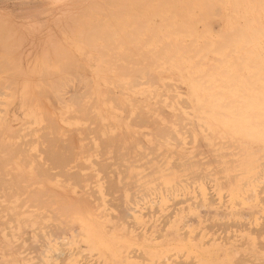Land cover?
Instances as JSON below:
<instances>
[{
  "label": "rangeland",
  "instance_id": "1",
  "mask_svg": "<svg viewBox=\"0 0 264 264\" xmlns=\"http://www.w3.org/2000/svg\"><path fill=\"white\" fill-rule=\"evenodd\" d=\"M32 1L33 0H19L20 4L14 5L13 7L11 5L0 6V9H2L4 12H7L4 15L12 13V15H9V18L12 20V22L9 21V19H7V17H1L0 16V78H2V79H0V82L3 81L6 83V84L4 83L3 87H2L3 84L2 85L0 84V87H2L0 89V103H1L0 104V128H2V130L4 131L1 134V139H0V149H1L0 150V160L2 159V164H3L2 165V169H3L2 170V181H0V183H1L0 184V206L3 208V210H1L2 208H0V261H1L0 264H33V263L34 264H38V263L39 264H48V263L49 264H61V261H60L61 258H62L61 260L63 261V264H82V262H83V264H98V263L99 264H152L154 260H155L154 264H156V263L157 264H161V263L162 264L163 263L164 264H172V261H173L172 259H175L173 262H175L179 259L178 262H175L173 264H176V263L177 264H188V262L189 263L192 262V259H193V257H192L193 244H195L196 242H199V241L201 243H204L205 241L207 242L208 236L213 235V233L210 232L209 229H207L209 227H207L205 229V226H204L206 224L208 225L209 221H211V222H209V224H210L213 222V219H215L214 220L215 224L213 223L215 225V228H216V222L220 221L219 223H221L224 219L227 223H228L229 219L231 220V221H229V223H231L232 220H233V223H235V224H236V222L239 221L238 222L239 225L241 224L240 222H242V224L243 223L247 224V223L256 222L258 225H260L259 223L264 221V209H263V207H264V205H263L264 204V200H263L264 199V191L262 192V190L264 189V185L261 186V181L264 184V155L257 152L254 154V156H252L250 158L251 159L250 169H251V167H254V166H255V168L250 170L251 172H253V171L254 172L251 175H249L248 171H246V166H244V161L246 159L245 154L242 152L243 150L237 146L238 143H234L231 140H228L227 138H222V137L216 138V139L212 138L209 134H207L206 129L204 130V128L206 127L207 121H208L207 120L208 112L204 111V113L202 115L204 117V119H203V118H201L202 116L201 117L197 116L198 110L196 109L197 110L196 111L194 109L196 107L195 103L197 102V100L200 99L201 101H205V103L209 102V104H212V106H214L216 111L219 113V115H220L219 117L223 116L221 118L231 119L232 117H235L237 119L250 120L251 122L264 121V110L259 111L257 108H254V106L252 104V103H256L257 99L260 98V100H258V101L262 102V104L264 105V96H263V94H264V72H263V70H264V29H262L264 27V17H263L264 11L261 12V10L263 9V3H264L261 1H264V0H250V1H248V0H243V1L242 0H238V1L237 0H223V2L221 0H218L219 2L217 0H214L218 4L223 3L221 6H217V7L223 8V9H221V12L219 13V17H221V15H222L223 18L222 17L217 18L218 14L214 13L216 8H213L212 6L209 7L213 0L212 1L211 0L205 1V3L209 4V6H205V9H204L205 4L202 5V2L204 0H201V3H199L202 5L203 8H201V5H199V4L195 5L196 7H197V5H199V7L196 8L194 6L195 2H191L193 0H191V1L189 0L192 3V6L195 7V9L192 8V6L190 7L191 3L190 2L187 3L186 2L187 0H185V3L183 2V0L181 2H179L180 0L178 1V3L180 5L183 2L182 3L183 6L187 3L185 8L182 5L180 6L179 4H178L179 5V7H178L177 2H176L177 0H175V1L171 0L172 2L174 1V3L176 2V4H175L176 6L175 5L174 6H175V9H178V11H175L177 14L179 13L178 15L171 11V8L173 9L174 7L172 6L171 2H170L171 3L170 6H172V7L171 8L168 7L169 2L166 0L168 2V3L165 2V3H167L166 4L167 7L165 5H163L162 8H163V10H164V7L168 8L166 10H169L168 12L173 13V15L167 17V11L165 10L166 11V17L163 16V18L161 17V15H163V14H161V12L159 11L158 8H157L158 10L156 8H154V9L152 8L153 6H157V4H160V3H158V1H161V0H155V1L148 0L150 2H147V0H145L146 2H144V0H135V1H132V2H135L133 4H132L131 0H118L117 3H119V4L116 3L117 0H112V1L96 0V3L100 2L101 4H103V5L99 4V6H98V9L100 8L99 12L101 13V14L98 13L99 14L98 15V22H100L101 20L105 21V22L102 21L103 25L101 24L102 22H100V24H101L100 32H99L101 34L100 37H102L103 34H107L109 36V38L105 37V36H103V37H105V39L107 40L108 45L110 44V48H113L112 47L113 45L116 46V44H118L116 46V48L118 47L117 49H115V47H114L113 51H112V49H110L112 52H115V53L112 54V52L110 50L107 51L105 49V52H107L106 54H105V52L103 53V54H105L104 55L105 59L103 58V56L101 58V55L100 56L97 55L99 63L94 64V67H96V65L98 66L97 69L96 68L95 69H91V68H84L83 69V68H81L80 64L77 61H74L73 58L64 57L65 60L67 58V61H68V63L66 61L67 64L66 63L64 64V61H63L64 58L60 59L61 61L60 60L52 61L51 67L48 69L49 71L48 70L47 71L41 70V72L43 71L42 73L37 72V73H33V75L28 76L27 74L25 75V73L27 72V69H25V65H27L26 64L27 62L25 61L26 53H27V49H28L27 38L33 33V31L36 29V27L40 28L42 25L41 22H34V21H30V20L33 18L34 14L46 15V14L50 13V11H48V10L49 9L52 10L53 8H56L55 11H53L56 14L62 15V16L67 15L69 13V11H71V9L69 10V8H66V6H64V3H67L68 1H72V0H34L33 1V2H35L34 6H32L33 5ZM121 1L123 3H121ZM125 1L127 2L128 5L126 4ZM136 1H137V3H136ZM194 1H196V0H194ZM214 1H213V3L218 5ZM251 1H252V4H251ZM22 2L31 3V4L29 6H27V5L21 4ZM155 2H157V3H155ZM198 2L199 1H197L196 3H198ZM256 2H259V3H257V5H256L255 4ZM43 3L44 4L49 3L51 5L48 6L49 8H47L46 6H42ZM144 3H149V7H147L148 5L146 6ZM237 3H239V4H237ZM248 3H250V4H248ZM61 4H62L61 8L58 7ZM137 4H138V6H140L141 9H143L142 11L137 6ZM235 4H236V7L234 9ZM239 5L242 8H240ZM242 5H244V6H242ZM252 5H253V7H252ZM114 6H115V8H114ZM127 6H129L131 12L129 11V9H127L128 8ZM136 6H137L138 10L135 8L136 10L134 11V7H136ZM121 7L122 8L125 7L123 9V12H124V14L127 13L129 15L127 17H130L129 18L130 20L127 17H124L123 12L121 10L122 9ZM159 7H161V6L159 5ZM180 7L183 8V9L181 8L183 11L179 10ZM208 7H209V10H208ZM244 7H245V9H243ZM249 7H250V9H248ZM255 7L258 10V12H257L258 14L255 12V11H257L256 9H254ZM190 8H192V9H190ZM199 8H201V10L202 9L203 10L198 13V11H196V9L200 10ZM239 8H240V10H239ZM108 9H110L111 12ZM155 9L158 12L157 13L158 17L159 16L161 17V21H159L157 23V25L159 26V29H158V27H156L157 25H156V23H153V21L157 22L158 20H160V17L159 18L156 17L155 20H154V16H152L153 18H151V16L149 17V14L151 13V11L153 13L154 12L153 10H155ZM193 9H194V11H193ZM211 9H213V10L215 9L213 11V13L211 12L212 11ZM231 9L233 11L236 10L235 13L238 14V16L242 15L244 12V14H243L244 16L242 15L241 18H239V20H241V21H238V16L236 14H234V12ZM62 10L65 12H68V13L65 14ZM119 10L121 12H119ZM189 10H191V12L195 13V14L192 13L191 14L192 16L190 15L192 17V19L189 16L190 17L189 19L191 21L190 20H188V21L191 24L188 22H184V21L182 22V20H184V18H186L185 14L183 15V17H184L183 19L179 18V17H182V16H180V14L182 15L183 13H185L184 11H189ZM204 10L211 12L210 16L208 15L209 14L208 12H205L204 13L205 15H203L201 12H203ZM218 10H220V9H218ZM113 11H115V12L118 11L123 16L121 15L118 19V15H120V14H118V15H116L117 13L112 14ZM138 11H140L141 15L144 14V16L141 17V19L143 18L142 19L143 22H141V23H140L141 19H140ZM222 11H224V13ZM102 12H104V13H102ZM108 12H110L112 14V16H108L110 14ZM136 12H138V13H136ZM163 12L164 11H162V13ZM245 12H247V13L245 14ZM197 13H198V17H199V15L200 16L203 15L202 17L208 16L207 19L209 17H215L214 20L220 19L221 21L218 20V22L220 21L221 23L220 22L218 23L216 20L215 21L217 23L215 21L213 22L211 18H210L211 19V21H210V20L205 19L206 17H204V18L199 17L201 19V21H203L204 19L206 20V22L208 21L207 22L208 24L210 22H212L208 26L204 20L203 22L205 23V26L207 27V29H206V27L204 29H202L201 27H202V25L204 27V24H202L199 19H196ZM132 14H134V17L132 16ZM153 14H156V13H153ZM164 14H165V12H164ZM187 14L189 15L190 11H189V13H186V15ZM224 14H227L228 17L227 16H226L227 18L224 17ZM0 15H2V14H0ZM17 15H19V17H15ZM101 15H103V16H101ZM188 15H187V19H188ZM230 15L233 19L230 17ZM261 15H262V17H261ZM257 16H259V17H257ZM131 17H133L134 19H132ZM137 17H139V19H140L139 23L142 24V26H144L143 28L142 27L140 28L139 23H138L139 29L137 27V24H136V27L135 26L133 27V25L135 24L134 22L137 23V21H138ZM147 17H149L153 20L152 21H148V20L145 21V19H147ZM164 17H165V19H164ZM243 17H245V18H243ZM106 18L108 20L109 19H111V20L108 21V20H106ZM176 18H179L178 20L182 19L181 22L183 23V25H181L180 21L177 23L176 21H178V20ZM193 18H194V20L199 21V22L196 23V21H194ZM234 18H235L236 22L234 21ZM14 19H19V20H14ZM124 19H125V21L129 20V22H125ZM151 19H149V20H151ZM243 19H245V21L250 20L252 23H250V21L243 23L244 22ZM254 19H256V20H254ZM132 20H135V21L132 22ZM192 20H193V22H192ZM113 21H115L116 24H114ZM164 21H167L171 25L170 24L168 25V23L166 24V22H164ZM171 21H174L177 24H180V26L179 25L178 26L180 27V29H182L181 31H183V29L187 28L186 32L189 31L188 35L186 34V37H183L184 33L182 34V32L180 30L177 32L175 30V32L178 33V35H179L176 38L177 35H175V32L173 31L174 27L176 26L175 25L176 23H173ZM254 21H256V23ZM119 22L120 23L122 22V24H120ZM130 22H132V23H130ZM262 22H263V24H262ZM104 23H107L108 25L104 24ZM118 23H119V25H118ZM163 23H165L168 26H165ZM109 24H110V26H109ZM127 24H129V26ZM192 24H194L195 26L198 24L197 27L199 25L201 27L199 26L198 27L199 30H198V28L194 27V25L192 26ZM240 24L243 27L242 29H244V30L238 29L239 27H241V26L238 27V25H240ZM260 24H262L263 27ZM115 25H116V28H115ZM147 25L149 27H151L152 29L149 28ZM152 25H155L156 28L154 27L155 29H153ZM185 25L186 26L189 25V27L187 26V27L183 28ZM216 25H217V27H218V25L221 27L220 33L217 30L219 27L216 28ZM236 25H237V27L235 28ZM249 25L251 27L248 28ZM259 25H260V28L257 29L259 32H257L256 30H255L256 33L253 32L252 30H254L256 27L258 28ZM102 26H104L106 28L105 29L103 27V29L106 30L105 33H104V30L101 29ZM190 26H192V27H190ZM210 26L212 28H210ZM132 27L134 29L136 28L137 31L140 30L137 33L140 35L136 36L134 34L135 39L132 38L134 42H132V46H131V43L126 42L127 40L128 41L131 40V38H129V39H123V38L126 37V35H128L130 30H132V32H131L132 35H133V33L137 32V31L133 30ZM162 28H164L163 31L161 30ZM175 28H178V27H175ZM191 28H193V30L195 29L193 32L195 35L192 33L190 34V32L192 30ZM245 28L247 30H249V33L252 31L255 35L256 34L257 35L254 37V34H251V33L249 34ZM23 29H25L29 32L28 33L23 32L22 31ZM208 29H212V31L210 30V32H211L210 35L208 34V32H209V31H207ZM214 29L217 30L218 33L215 34L214 32H216V31ZM234 29H236L235 30L236 32L234 31ZM147 30H149V31H147ZM201 30H205V31H203L204 33H202ZM237 30L238 31L241 30L242 33H243V31H245L247 33V36L245 35L246 33L240 34L241 31H239L237 33ZM168 31H171V32L168 33ZM206 31H207V33H206ZM126 32H128V33H126ZM221 32L223 34H221ZM225 32H226V34H224ZM228 32L232 33V34L234 32V36H235V33H237L236 36L237 37L239 36L238 39H240V40L239 41L236 40L237 39L236 36L231 37V34H229ZM150 33H153L154 36H153V34L151 36ZM212 33L215 35L213 36ZM12 34L15 36L19 35L21 38L14 39ZM110 34H111V36L113 34L114 35L112 37H110ZM146 34L148 36H150V38ZM163 34H166V36H164ZM198 34H199V36H198ZM219 34H221L222 37H220ZM228 34L232 38L233 43L231 42V40H229V39H231L230 37L226 41H225V38H228V37H224V39H223V35L226 36ZM158 35L160 36L159 37L160 40L158 38ZM217 35H219V36H217ZM240 35L243 36L242 39H241L242 36L240 37ZM244 36H245V38H247L246 40H244ZM129 37H132V36L129 35ZM146 37H147V40H146ZM171 37H172V40H171ZM148 38H149V40H148ZM260 38H261V40H260ZM102 39H104V38H102ZM108 39H110V41ZM119 39H120V42L121 41L124 42L128 48H130L132 51H134V54L131 50L130 51L124 50L125 44H120L118 42ZM177 39H179V41H177ZM192 39H194L193 40L194 43L190 44ZM250 39H252V43L255 42L254 43L255 46H256V48H258V50H256L257 55L254 53L255 57H254V54H247L244 51V49H242L243 45L247 42V40L250 41ZM99 40H98V48L100 51V48H101L100 46L106 45V44L105 43L102 44L103 41H105V40H101L100 38H99ZM169 40H171V41H169ZM188 40L189 41L191 40V41L187 43ZM214 40L216 42H213ZM218 40H220L219 43H218ZM223 40H224V42L228 41L227 42L228 44L230 42V44L232 46H234V48L231 45H230L231 46V48H230V46L226 45L227 43H224ZM111 41L114 44H111ZM137 41H139L141 44L143 43L142 46ZM144 41L146 43L148 41V43L145 45ZM154 41H156V42H154ZM203 41L205 43L208 42V43H206L208 45V48L204 45ZM178 42H180V43H178ZM133 43L134 44L136 43L135 46H137V47L141 46V47L134 49L136 47L133 46ZM162 43H164V44H162ZM167 43L168 44L170 43V44L168 45ZM175 43L178 44V46L180 44V46L177 47V45H175ZM186 43L190 44V47L189 46L185 47V45H187ZM202 43L204 45L203 47H201ZM211 43H213V44H211ZM128 44H130V45H128ZM198 44H200V45H198ZM220 44L221 45L224 44V46H226L225 48L223 47L221 49V51L219 50V48L221 47ZM249 44H251V43H249ZM163 45H166L167 47L165 46L164 48H168V49L160 48V49H162V52L157 51V49L160 46L163 47ZM182 45H184V46H182ZM216 45L217 46L219 45V47L215 48V47H217ZM60 46H62V47H60V48H62V49H60V52H64V53L67 52L68 47L66 44H61ZM131 47H134L133 48L134 50ZM176 47H177V49H176ZM198 47H201V48H198ZM81 48H82L81 46L70 47V52L72 53V55H77L81 51ZM178 48H181V49H178ZM184 48H185L186 53H188L189 56H191V54L193 52H196L197 54H195V55L193 54V56H194L193 58L189 57V56L187 57L186 53L184 51ZM188 48H189V51H188ZM192 48L193 49L197 48L198 51H197V49L192 50ZM211 48H212V50H213V48L216 49V51L218 53L212 52ZM64 49H65V51H64ZM190 49H191V51H190ZM121 50H124V52H128L127 56H125V57H127L126 59H128V57H129L128 55H130L131 52H132L131 55L133 54L132 55L133 59L136 56H139L141 59L139 57H136L134 60L135 62H136L137 58L140 59V60L137 59L136 63H134V61L132 60L133 63L135 64V65H132V67H136V69L139 68V70L141 68L140 71L138 70L139 73L144 69L143 74L146 73L148 75L145 74V76H142V78L141 77L138 78L137 72H134L135 76L131 77V79H128V77H124L125 74L123 76V73H122L126 69H122V70H124V71H122L120 69L117 70L118 68H116L114 71L113 68L116 67L114 65V63L115 64L119 63V65L124 66V60H122V59H123V55H125L126 53L125 54L121 53ZM174 50H175V54H174ZM208 50H210V57H209V55H207L208 53L206 54V51H208ZM135 51H137V52L135 53ZM142 51L147 52L146 55H149V57L147 56L148 58H145V60H143V61H141V60H142V57H144L145 55L142 53ZM155 51H157L156 55L153 56V53L155 54ZM182 51L184 52V54ZM119 52L123 55H121ZM151 52H153V53L151 54ZM99 53H101V51ZM138 53H141V55H138ZM162 53L164 54L166 59ZM204 53H205V55H202ZM142 54H143V56H142ZM172 54L174 56L173 59L171 58ZM157 55L162 56L161 58H160V56H158L161 60L157 58ZM168 55H169V57H168ZM180 55H182V56H180ZM223 55L228 56V60H227L228 63H223V62L220 63L219 61H216L217 59L221 60ZM113 56L114 57L118 56L119 58H120V56H122V58L118 59V57L114 58ZM108 57H109V59H108ZM153 57H155V58H153ZM163 57L165 60H163ZM211 57H215L217 59L211 58ZM150 58L153 59L154 63L152 61L151 64H149V66L151 65L150 67L148 66V68L150 69V71H149L146 67L145 61L148 60L150 62ZM169 58H171L176 63H179V65L175 64L176 65L175 66L174 62H172V60H170ZM247 58H249V59H247ZM107 59H108V62H107ZM129 59L126 60L129 63L125 61L126 66L128 67V70H130L132 68L129 66V64H131V61H130L131 59L130 60ZM177 59H179V61H177ZM211 59H213V60L215 59V61H213ZM232 59H233V61H232ZM234 59H235V61H234ZM251 59H254L255 61L254 60L251 61ZM100 60L102 62H100ZM194 60H196V61L198 60V62L195 61V64L197 63V66L196 65L194 66ZM242 60H244V61H242ZM71 61H72V64H71ZM109 61H111V62H109ZM148 61H147V63H148ZM206 61H207V63H206ZM62 62H63V64H62L63 67L60 68L61 66H59V65ZM217 62H219V64ZM234 62H237V63L234 64ZM138 63L142 64V65L139 66ZM211 63H213L215 68L217 67V69H216L217 73L211 72V71L215 70V69L213 70V67H214L213 65L212 66L208 65ZM256 63H258V64H256ZM73 64H75V65H73ZM206 64L208 66H206ZM236 64H238L239 66ZM66 65H68V66H66ZM70 65L72 68L70 67ZM89 65H91V63ZM192 65L195 68H192L193 67ZM248 65H250L253 68L249 67ZM260 65H262V67ZM142 66H143V68H142ZM155 66H157V67L154 68ZM179 66H181V67L179 68ZM16 67H18V69ZM117 67H119V66H117ZM129 67H130V69H129ZM238 67L241 69L238 70ZM259 67L263 68V70H261ZM121 68H123V67H121ZM234 69H237V72ZM18 70H20V71H18ZM62 70H63V72H66L69 75L62 73ZM128 70L126 71V72H128L127 73L128 75H126V76H129L130 72L133 74L132 70H130V71H128ZM145 70H146V72H145ZM147 70L149 72H147ZM151 70H153V71H151ZM205 70L208 72H206ZM120 71H122V72L120 73ZM220 71H221V73H220ZM16 72H18L17 73L18 75L16 74ZM68 72H70V73H68ZM114 72H116V73H114ZM118 72H119V74H117ZM204 72H205V74H204ZM49 73L50 74L54 73L53 75H56V74H58V75L53 76V75H50ZM139 73H138V75H139ZM180 73H182V75ZM13 74H14L15 78H14ZM42 74L43 75L45 74L42 78H44L46 80L44 82L45 83L47 82L46 84H48V85L43 84L44 82L42 83V81L44 80V79L42 80V78H41ZM48 74L50 76H48ZM79 74H80V76H79ZM143 74H141V75H143ZM151 74L157 76L156 81H157L158 86H156V82H155V84L152 83V85L150 86L149 83L153 82L155 80L154 77H156V76H151ZM167 74H171V75H168L169 78L167 77ZM190 74L192 75V77L195 78V79H193V81L191 80L192 77ZM201 74L204 76L200 77ZM253 74H255V75H253ZM108 75L111 77H109ZM120 75H122L123 77ZM133 75H130V76H133ZM165 75H166V77H165ZM243 75H244V77H243ZM58 76H60V77L58 78ZM66 76L68 78H70V80L72 79L71 85H70L71 81L68 82L69 79H67ZM71 76L72 77L74 76V78H72ZM130 76H129V78H130ZM147 76H148V78H147L148 80H151L149 78H152V77L154 78V80L152 78L153 81L152 80L147 81L146 80ZM195 76H197V77H195ZM245 76L246 77L249 76V77L246 78ZM12 77L14 79H12ZM55 77H57V78H55ZM135 77H137V78H135ZM144 77H145V80L147 83H145V81H143ZM172 77H175V79L173 80ZM5 78H7V79H5ZM107 78H108V80H107ZM56 79H57V81H56ZM58 79H61V80L59 81ZM132 79L138 80L139 85L138 84H137L138 86L132 85L134 83L131 82L130 85L128 84L130 86L129 87L127 85V82L129 83L130 82L129 80H132ZM202 79L207 80V81L203 82ZM64 80H66L67 83L64 82ZM136 80H134L135 83L138 82ZM189 80H190V82H189ZM246 80H247V82H245ZM254 80H256V81H254ZM7 81L9 83L12 82L15 85L14 86H12L13 84L7 85V83H8ZM51 81H53L55 83V87L51 85V83H52ZM62 81L64 82L63 84H62ZM142 81L144 82L145 85L143 84ZM191 81L193 83H191ZM195 81L198 83V85ZM248 81H250V82H248ZM251 81H252V83H251ZM202 82H203V85L207 86L208 88L205 87L203 89V87H202L203 85H201ZM54 83H52V84L54 85ZM86 83L88 84V87H86L87 86ZM167 83L171 87H168L169 85ZM171 83H173V84H171ZM211 83H213V84H211ZM253 83H254V85H251ZM66 84H68V85L66 86ZM178 84L180 87L176 86V88H175L174 85H178ZM216 84H218V85H216ZM63 85H65V87ZM165 85H168V86H165ZM60 86H61V88H60ZM132 86H134V87H132ZM13 87H15V90ZM34 88H35V90H34ZM54 88H55V90L58 89L57 91L59 92L58 93L59 96L57 94V91L55 92ZM63 88L66 90H63ZM177 88H179V89H177ZM40 89H42V90H40ZM72 89H74V90H72ZM128 89L131 91H129ZM59 90H61V91H59ZM71 91H74V92L71 93ZM85 91L86 92L89 91L91 93L88 95ZM40 92L42 93V95ZM43 92L45 93V95L43 94ZM62 92L64 94H62ZM68 93H70V94H68ZM74 93H75V95H74ZM84 93H86V94H84ZM217 93L219 94V96ZM223 93L225 94V96L221 95ZM243 93H244V95H243ZM36 94H37V96H36ZM55 94H57V95H55ZM161 94L162 95L164 94V95L159 98V96ZM174 94H175V96H173ZM213 94H215V95H213ZM80 95L82 96V98L80 97ZM86 95H88V97H84ZM152 95H153V97H151ZM170 95L173 96V98L171 97L172 99H170ZM69 96L71 98H69ZM74 96H76V97H74ZM61 97H62V99H61ZM113 97H114V102H113ZM106 98L108 99V101ZM181 98L182 99L184 98V101H183L184 103H182ZM223 98H225V99H223ZM66 99L68 102H66ZM72 99H74V100H72ZM80 99H82V100H80ZM111 99H112L113 103L111 102ZM159 99H160V102H159ZM31 101H32V103H31ZM178 101H179V104H178ZM226 101H228L226 105H228L227 107H229V108L224 107V104L226 103ZM70 102L73 103V105ZM230 102H232V103H230ZM81 103L84 106H81ZM74 104H75L76 108H75ZM180 104H182V106H184V104L185 105L187 104L186 106H188V107L185 108L186 107L185 106L183 108L180 106ZM38 105H39V107H38ZM89 105H91V106H89ZM112 105L114 107H112ZM46 106L48 108V114L46 113L47 112ZM87 106L89 109L86 108ZM157 106L159 107V110L161 109V110L165 111L167 116H164L165 112L158 111ZM233 106H236V107H233ZM52 107H54V108H52ZM81 107H83V108H81ZM118 107H120V108L118 109ZM138 108H139V110H138ZM85 109L87 111H85ZM204 110H208V108L207 109L205 108ZM81 111H83V112H81ZM137 111L139 114L137 113ZM141 113L145 114L144 116H147L148 114H150V117L144 118V116ZM188 113H190V114H188ZM250 113L252 114L250 116H252L253 118L248 117ZM42 114H43V116H42ZM134 114L138 116V117L136 116L138 120L136 119ZM247 114H248V116H247ZM83 115L84 116L87 115V116L83 117ZM126 115H128V116H126ZM141 115L143 118L141 117ZM49 116H50V118H49ZM125 116H126V118H125ZM132 116L135 117V118L133 117L135 120L132 118L131 123L133 121H135L136 126L134 124L132 126L130 125V119ZM177 116H179V117H177ZM43 117H45V118H43ZM67 117H69V118H67ZM87 117H88L89 122L86 119ZM180 117L182 120L180 119ZM46 118H47V120H46L47 122L44 121ZM81 118H82V120H81ZM139 118H140V120L142 119L143 122L142 121L136 122V121H139ZM167 118L169 119L168 122L166 121ZM175 118H176V120H177V118H178V120L179 119L181 120L182 126L176 125L177 123L174 120ZM154 119L156 120V123L154 122L156 124V126L153 122H151L153 125V127H151L150 121H153ZM178 120H177V122H178ZM187 120H189L190 123H188ZM49 121H51V123ZM147 121H149V123H148L149 125L147 124L148 126L146 125ZM201 121L203 123H201ZM183 122H184V124H183ZM94 123H96V125ZM109 123H110V125H109ZM139 123H143L144 126H142L140 124V127H137V125ZM192 123H194V125H195L194 127H193ZM53 124L56 126V129H54L55 127L53 126ZM178 124H180V122ZM105 125H106V128H105ZM112 125H113V127H112ZM158 126L159 127L165 126L164 128H166V129L161 127V130H162L161 131V130H159V128H157ZM154 127H156V130H158V132L160 131L161 134L164 130V133L162 135H159V136L152 134L151 132H154V131H155V134L158 133V132H156V130H154V131L151 130V128L154 129ZM98 128H99V130H98ZM179 128H181L180 131L179 130L177 131L176 129H179ZM186 128H187V130L189 129L188 134L191 132L190 133L191 134V138H190L191 143L188 142V144L187 143L185 144V142L187 140L189 141V138L186 137V135H188V134L186 132L183 133V131H187ZM19 129H20V131H19ZM43 129H45V131ZM73 129H74V131H73ZM255 129H257V128H255ZM46 130H48V131H46ZM170 131H173L172 133H174L173 135L176 137L175 139H177V140H175V139L174 140L171 139L172 141L169 140V138L170 137L172 138V136H173ZM42 132H44V135ZM48 132L50 134H48ZM116 132L118 135L117 136L115 135L116 136L115 137L114 134ZM179 132H181L182 135ZM68 133H70V134H68ZM122 133H123V135H122ZM145 133H147V134L150 133V134L147 135ZM166 133H167V135L170 134V137L168 135V138H166L167 136L164 135ZM38 134H40V135H38ZM140 134L143 135V137ZM151 134L153 135L154 139L151 136ZM190 134H189V137H190ZM44 136H45V138H44ZM56 136L59 138L57 139ZM39 137H41V138L39 139ZM60 137L62 138V140H59V139H61ZM96 137L98 139L101 138V140H99V142H98V139ZM113 137H115V139ZM133 137H137L138 139L134 138V140H135V142H134ZM111 138H112V140H111ZM162 138H164L165 140ZM197 138H199V139H197ZM113 139H114V141H113ZM118 139H120V141ZM155 139H157V140H155ZM68 140H70L69 143H68ZM105 140H106V142H105ZM167 140H169V141H167ZM21 141H23V142H21ZM107 141H109V142H107ZM132 141L134 143L139 142V141L140 142L138 143L139 145L138 144L136 145V144H133ZM176 141H179V144H177L178 142L176 143ZM196 141L198 144H196ZM27 142H30V143L28 144ZM64 143H65V145H64ZM66 143H68V144H66ZM108 143L110 144V146ZM140 143L141 144L143 143L144 145H141ZM174 143L178 146H176ZM30 144H32V145H30ZM47 144H49V147L47 146ZM52 144H54V146ZM102 144H103V146H102ZM115 144H116V146L120 144L119 145L120 148L116 149ZM154 144H156V146H154ZM202 144L204 147L202 146ZM70 145L72 148H70ZM196 145H197V147H196ZM56 146H57V148H56ZM61 146H62V148H60ZM119 146H117V147H119ZM125 146H127V147L131 146V147H129L128 149L126 147V149H125L124 148ZM141 146H143V147L146 146V147H144L145 149L147 147H148V149L151 148V149H153V152L151 149H149V150H151V152H149V153H148V151H149L148 149H146V150L144 149V152H143V150H142L143 147L141 148ZM153 146L155 149L153 148ZM200 146H201V148H200ZM19 147H20V149H19ZM104 147H105V149H103ZM232 148H233V150H232ZM24 149H25V151H24ZM71 149L73 150V152ZM112 149L114 152V153L112 152L113 155H111ZM195 149L200 150V152L199 151L196 152ZM207 149H208V151H207ZM99 150H101V151H99ZM118 150H119L118 153L124 152V154L122 153L124 156H125V152L127 151L126 157L128 159L126 157H124L123 155H121V153L119 155L117 153ZM161 150H164V151L161 152ZM36 151H38V153ZM54 151H56V152H54ZM62 151H63V153L64 152L65 153L64 154L61 153ZM141 151H142V153H141ZM158 151L161 153V155ZM45 152H47V155ZM57 152H59L58 157H57ZM157 152L159 154L157 155V158L155 161L156 156L154 154H156ZM198 152H199V154H198ZM225 152H226V155L224 154ZM55 153H56V156H55ZM60 153L62 154L61 158L63 159V161L60 159V155H61ZM138 153H140L141 156L143 155V157L138 158L139 157ZM145 153H148V154H145ZM195 153H197L198 155H195V157H194ZM233 153H235V154H233ZM34 154H35V156H34ZM51 154L54 156V158L52 156L53 159H51ZM102 154H103V156H102ZM67 155H69L71 157L69 159L70 161L68 160L69 156L67 157ZM150 155H151V157L153 156L154 158H151ZM166 155L169 157H166ZM180 155H182L181 158H180ZM192 155H193V157H192ZM223 155H225V156H223ZM121 156H122V158H121ZM133 156H135V157H133ZM175 156L177 159L176 158L174 159ZM211 156H212V159H211ZM9 157H10V159H9ZM23 157H24V159H23ZM63 157H65L66 160H68V161L64 162ZM109 157H110V159H109ZM115 157H117V158L115 159ZM118 157L123 159V160H121V159L119 160ZM132 157H133V159H132ZM149 157L151 160L148 159ZM134 158H137L138 160L136 159L137 161L135 160V162H132V161H134ZM159 158H160V161H159ZM186 158H187L186 162L187 161L188 162L184 163ZM207 158H208V160H207ZM139 159H141V160H139ZM147 159H148V161H146ZM172 159L174 161L177 160L175 162H177L176 165H177V167L179 166V168L175 169L176 165H174L175 162H172ZM94 160L95 161L97 160V161L95 162ZM157 160L159 161L158 163H157ZM194 160L196 162V164L194 163L195 165L193 164ZM196 160L201 164H202V161L204 163L202 165L199 164L200 167H197V169H196V166H198V162ZM56 161L61 162L60 163L61 166L56 164V166H60V167L55 168L56 167L55 163H58ZM98 161L100 163H98ZM121 161H122V163H121ZM150 161H151V163H150ZM190 161H191V164L193 166L189 164ZM208 161H210V162L212 161L211 164L207 163ZM62 162L66 163V166L63 163V165H64L63 168H62ZM67 162H69V163H67ZM106 162L107 163L109 162L110 164L108 163V165H106ZM141 162H144L145 164L141 163ZM162 162H164V163H162ZM120 163L123 164V167L121 166ZM138 163L141 166H139ZM148 163H150V164H148ZM160 163L162 165L158 166ZM172 163H174V164H172ZM178 163H179V165H178ZM182 163L184 166L182 165ZM205 163H207V164H205ZM47 164H50V165L47 166ZM51 164H53L54 166ZM99 164L101 167L99 166ZM103 164H105L106 167L109 166L110 168L107 167L108 168L107 169ZM113 164H115V165H113ZM187 164H189V168H185V166ZM124 165L125 166L127 165L126 169H124L125 168ZM130 165L131 166L133 165V167H130ZM154 165L156 166V168ZM170 165H173L174 168H172V166H170ZM143 166H144V168H143ZM212 166H214V167L212 168ZM51 167L54 169H52ZM81 167H83V168H81ZM118 167H120V168L118 169ZM167 167H170V168H167ZM183 167H184V170L182 171ZM187 167H188V165H187ZM50 168L52 170H50ZM61 168L64 170L63 173L64 174L66 173L65 174L66 179H67V180L65 179L66 181L63 180L64 178H62L61 173H60V176L58 174L59 172L62 171V170L59 171ZM97 168H98V170H97ZM99 168H101L100 172H99V170H100ZM103 168H104V172H105V170L107 171L106 172V178L107 179L104 178L105 174L103 176V178L106 180L101 179V177H100V175L103 174ZM142 168L145 170H143ZM152 168L155 170H153ZM210 168H212V169H210ZM217 168L218 169L220 168V170H219L220 172L217 171ZM111 169H113L112 170V171H114L113 173H112V171H110ZM121 169L122 170L124 169L126 172L124 170L122 172ZM150 169H152L153 173L150 172L151 171ZM163 169H165V170H163ZM186 169L187 170L192 169V173L193 172L194 173L191 175L190 174L191 172L189 170H188V172H190V173H188V172L186 173V171H187ZM194 169H196V170H194ZM5 170L7 171V174H6ZM208 170H210V171H208ZM76 171L77 172L79 171L78 174ZM154 171H156V172H154ZM214 171H215V173H214ZM0 172H1V169H0ZM47 172H48V174H51V175L48 176V174H46ZM69 172H70V174H72V173H74V174L68 175ZM147 172H148V174H147ZM197 172L200 175L202 174V176L204 175L203 178L200 175H199L200 177L198 176L199 179H197V176L194 177V175H196ZM212 172H213V174H212ZM63 173H62V175H63ZM144 173H145V175H144ZM167 173L168 174L171 173V174L168 175ZM52 174H53V177H51ZM124 174H125V176H124ZM182 174H183V176H182ZM0 175H1V173H0ZM77 175H79L80 177H78ZM142 175H144V176H142ZM161 175H163V176H161ZM12 176H13V179H12ZM72 176H74L73 179H72ZM187 176L190 177V180L185 179L182 181V179H184V177L188 178ZM217 176H219L218 177L219 179L216 178ZM63 177H65V176L63 175ZM67 177L71 178V181L73 180L72 182L77 183V185L73 184ZM156 177H158V178H156ZM204 177H206V180ZM220 177H222V178H220ZM228 178H232V181H231L232 183L227 181ZM14 179L17 181H15ZM76 179H78L80 182L78 183V181ZM108 179H110V181ZM191 179H193L192 183L188 184V182H191ZM119 180H122V181H119ZM93 181H94V183H93ZM150 181H152V182H150ZM223 181H225V182L227 181L228 184H227V182H226V184H225V182L223 183ZM103 182L104 183L106 182V183L104 184ZM109 182H111V183L109 184ZM122 182H124V184ZM157 182L159 184L161 182V184L158 185V189L156 188L157 186H155ZM174 182H176V184L178 183L180 185V187H179V185H176ZM154 183H155V185H154ZM197 183H198V185H197ZM78 184L80 185L79 186L80 188L78 187ZM88 184L90 187L88 186ZM111 184L113 187L111 186ZM121 184H122V188H121V186L119 187V185H121ZM219 184H220V187L222 185L223 188H220ZM258 184L263 188L259 189ZM125 185H127V188ZM171 185H172V187H171ZM188 185H190L189 188H188ZM253 185L254 186L258 185V187H255V189H254ZM130 186H132V187H130ZM208 186H209V188H208ZM224 186H226V187L224 188ZM117 187H119V188H117ZM128 187H129V190L131 189L130 191H128ZM150 187H151V189H150ZM154 187L156 189H154ZM193 187H195V188H193ZM106 188L108 190L107 191L108 194L107 193L102 194L105 192H101V190L105 191ZM142 188H143V190H142L143 192L141 191ZM176 188H177V190H176ZM231 188H234V190L236 192V196L231 195ZM249 188L252 192L249 190ZM193 189H195V190H193ZM196 189L198 192L196 191ZM4 190H5V192H4ZM93 190L95 192L93 195L96 197L98 195L99 199L94 198V196H92V197L90 196L91 195L90 192L92 191V193H93ZM109 190H110V192H109ZM161 190L163 191V195H162ZM245 190L251 192L250 196H248L250 192L247 193ZM111 191H113L112 194H111ZM137 191H138V193H137ZM145 191H146V193H145ZM171 191H173V192H171ZM257 191L259 192V194ZM87 192L90 193V194H88V196H87ZM130 192H132L131 193L132 197H130V199H129ZM141 192L144 195H142ZM157 192H158V194H157ZM206 192H208V194L210 193L209 196L213 195V196H211V198H213V200L215 199V201H212L213 202V203L211 202L212 204L209 202L208 197H207L208 194ZM37 193H39V194H37ZM185 193H187V194H185ZM194 193L196 194V196L198 194V196L196 197ZM205 193L207 195H205ZM254 193H256L257 197H258V200H257L258 207H255V202H253V200L250 199V198H252L251 195ZM12 194H13V196L11 197ZM145 194H147L148 196ZM168 194H169V196H168ZM179 194H180L181 198L179 197ZM188 194H190V196H189V198H186ZM246 194H247V197H246ZM5 195H7V196H5ZM27 195L28 196L30 195V196L26 198ZM32 195L34 196V198H32L33 197ZM38 195H39V198H41L40 200L37 197ZM50 195L53 197L51 198ZM119 195H120V197H119ZM165 195L168 196L169 198L165 197ZM238 195H239V197H238ZM110 196H113V197H111V199H110ZM143 196H145V197H143ZM157 196H158V198H157ZM219 196H221L222 198H220ZM7 197H9V198H7ZM58 197L61 199L59 200ZM83 197H85L84 198L85 200L83 199V201H82ZM141 197L143 198L142 199L143 203L139 200V199H141ZM183 197L186 198V201L184 198V203H183V201H181ZM242 197L243 198L246 197L248 201L244 202L243 200L245 198L243 199ZM261 197H263V199H262L263 203L260 201ZM35 198H36V201H35ZM76 198H77V202L78 201L81 202L82 208L80 206V202L79 203L76 202V200H75ZM154 198H155V200H154ZM206 198L208 201H206ZM211 198L209 197L210 201L212 200ZM259 198H260V200H259ZM23 199L25 200L24 202H23ZM32 199L34 200L33 203H31L32 201H30ZM37 199L39 201H37ZM43 199H44V202H43ZM50 199H52V200H50ZM119 199H121L120 201H123V202H119ZM175 199H176V201H179L181 199L180 203L181 202L182 203L175 205V203H177V202H175ZM198 199H200V200L197 201ZM238 199H239V202L237 201ZM57 200L60 201V204H62L61 206H59L60 204ZM97 200L101 201V202L99 203ZM136 200H138L137 204H136ZM171 200L174 202V204H172L173 202L169 203V201H171ZM40 201H42V202H40ZM47 201H51L54 204H52V203L50 204V202L48 203ZM105 201L110 202L109 204H115V205H110L111 207H109L108 202L106 204ZM131 201L134 203H132ZM190 201L191 202L193 201L194 203L192 204ZM220 201L221 202L223 201L222 205H221ZM234 201H237L239 204L238 203H236L238 205L233 204ZM20 202L23 204H21ZM36 202L39 204H34ZM65 202H66V204L69 203V205H66ZM84 202H85V204L87 203L86 204L87 206H84L85 205ZM189 202L192 205H190ZM40 203L42 206L40 205ZM42 203L43 204L46 203V204L43 205ZM70 203H73V205L71 206ZM91 203H93L92 205L97 206L96 207L97 209L95 208L96 210H94V208H93L95 206H90ZM139 203L142 204L143 207L141 205L140 206L144 209H142L141 207L138 208ZM207 203H209V204H207ZM247 203H249V204H247ZM18 204L20 205V207L21 206L22 207L19 208ZM31 204L32 205L34 204V206L31 207L32 206ZM154 204L156 206H153ZM170 204H171V206H170ZM200 204H201V206H200ZM172 205H174V206H172ZM74 206L76 207V210H75ZM118 206L120 208H122V207H125V208H122V210H121V209H119ZM146 206L148 207V211H150L149 213H148L147 209L145 208ZM197 206L198 207L200 206V209ZM218 206H220V207L218 208ZM45 207H46V209L48 207V209L45 210L44 209ZM56 207H58V208H56ZM62 207L64 208V210ZM68 207H70V208H68ZM115 207H117L118 209ZM126 207H127V209L129 208L130 210L129 211L127 210V212H125V213H127L126 217H124L125 219L119 218V219H122V222H121V220L117 219V217H120L122 214H124V215H122L121 217L125 216L124 210H126ZM132 207H133V209H132ZM154 207H157V208L155 209ZM172 207H176V210H172L171 209ZM178 207H179V211H178ZM184 207H186V209H184ZM202 207H203V209H202ZM79 208L81 210L83 209L82 210L83 212H81V210ZM153 208L155 211L156 210L157 211L154 212ZM206 208L209 210L207 211ZM70 209L75 210V212L76 213L78 212V214L75 213V215H74L73 210L71 211L72 214L69 213ZM44 210L46 211L45 213H44ZM57 210H59V211H57ZM134 210H136L135 213H134ZM152 210L154 213L151 212ZM169 210L171 212L173 211V213H171ZM199 210H204V211H199ZM210 210H213V211L210 212ZM255 210H257V211L255 212ZM56 211L57 212L67 211L68 213L66 212V214L69 217H67V215H65L63 213L65 219H62L63 214L62 215H60L61 213L53 214ZM79 211L82 213V215L80 214ZM120 211L122 213H120ZM144 211L147 212L148 216L146 214L143 215ZM217 211H218V213H217ZM222 211L225 214H223ZM235 211H237L236 212L237 214L236 213H235V215L232 214ZM239 211L242 212L243 214L240 213ZM243 211L244 212L246 211L245 213H247V215L249 214V212L251 214L246 216ZM15 212H17V213L20 212V214H17ZM21 212H23V213H21ZM50 212H51V214H50ZM117 212H119V213L117 214ZM137 212H139V213H137ZM168 212H170V214H171V215H169V216H171L170 219L168 218L169 216L167 218L163 217L164 215L166 217L167 216L166 214ZM203 212L205 214H204L203 219H202V213ZM226 212H228V215L226 214ZM140 213H142V214H140ZM152 213H153V216H152ZM219 213H221L220 218H219L220 220L218 219ZM43 214L45 217H42ZM58 214H59V216H58ZM109 214H111L112 217L115 216V219L112 218L111 215L109 216ZM207 214H210V218H208L209 216ZM51 215L52 216L54 215V217L51 218L52 217ZM160 215H162V216L158 217ZM183 215H186V217H189V215H190V217L191 216L195 217L196 220L194 222H196V226H195V223H193V222H187L189 224L184 223L183 227L182 228L180 227L181 229L179 231V237H177L176 240H173L172 243H169L170 240L167 239V237L164 238L163 235L165 234L166 230L168 228H170L171 222H174L177 219V217H180V216L184 217ZM239 215H241V216H239ZM7 216H8V219H7ZM9 216L11 217V219H9L10 218ZM40 216L42 218H39ZM127 216H128V218H127ZM211 216H212V218H211ZM223 216H224V219H222ZM232 216H233V218H232ZM244 216H246V217H244ZM56 218H57V220H56ZM131 218L133 220H131ZM162 218H164V220H167V222L163 221L164 222L163 226H162L161 221H160ZM205 218H208L209 220L207 221V219L205 220ZM83 219L93 221L94 224H96V227H100V225L102 223H106V225L108 226L107 235H105V237L103 236V234H101V232H99V231H102L101 229H98V231H93L95 233L94 234V236H95V245L94 246L86 245L84 243L85 238H86L85 237V231L86 230L83 227ZM51 220H53V221H51ZM60 220H63V221H60ZM123 220L125 222L127 221L126 223H128V224L131 221V224L133 226L131 224L126 226L127 224H125ZM2 221H4V223H2ZM65 221H67V222L65 223ZM226 222H225V224H226ZM51 224H53L54 226ZM117 224H119V225L117 226ZM222 224L224 225V221ZM237 224H236V226L238 227ZM261 224H263L262 226L264 228V222ZM45 225L47 226V228ZM148 225H149V227L146 228ZM187 225H189V227ZM223 225H221V226L223 227ZM35 226H38V227H35ZM221 226L219 224L218 227L220 228ZM225 226H227V225H225ZM233 226H231V227L228 226V229L226 228V230L223 229V230H225L224 235L230 234V233H231L230 235L237 234L238 228L236 226H234L236 229V231H234ZM262 226L260 225V227H262ZM52 227H54V228H52ZM62 227H63L65 232L67 231L66 233H64V231L59 230V229H62ZM160 227H162V228H160ZM222 227H221V231H222ZM70 228H71V230H69ZM215 228H213V229H215ZM57 229H58L57 233L62 232L61 236H60V233L57 234V233L53 232V231H56ZM159 229H163V230L159 231ZM184 229L186 232L184 231ZM145 231H146V233H145ZM183 231H184V233H182ZM221 231L219 230L216 234H219L220 236H222L223 232H221ZM46 232H47L48 236L46 235ZM77 232H79L78 234H80V233L81 234L77 236L76 235ZM49 233L50 234L53 233V234H51V236H50ZM185 233H187V234H185ZM193 233L195 235L197 233H200L201 236H205L207 238H202V240L194 239ZM39 234L41 235V237L42 236L43 237L38 238ZM63 234H65V235L63 236ZM156 234L159 238H157L155 236ZM54 235H56V236L59 235L57 237V240L55 238L56 236H54ZM160 235H162V236H160ZM53 236H54V238H53ZM184 237H185V239H184ZM256 237H257V241L262 240L264 238L263 234L260 235V233ZM25 238H26V240L27 239L28 240L26 241ZM50 239H52L53 241ZM58 239H59V241H58ZM56 241H57V243H56ZM60 241H61V243H60ZM11 242H13V243H11ZM19 242H21V244ZM64 242L65 243L70 242V243L68 245L66 243V245H65ZM39 243H41V244H39ZM17 244H19V246ZM35 244H37V245H35ZM59 244H61V245H59ZM43 245H45V247H43ZM11 246H12V248H11ZM26 246L29 247L30 249H27ZM60 246H62L61 250L59 249ZM17 248L19 251L17 250ZM31 248H33V249H31ZM35 248L37 249V251ZM57 248L59 250L60 255L57 253L58 252ZM64 248H66V249H64ZM4 249H6V250H4ZM12 249H13V251H12ZM62 249H64V250H62ZM68 249H70V250H68ZM131 249H132V251H130ZM2 250H3V254H2ZM40 250H41V252H40ZM60 251H61V253H60ZM5 252L6 253L8 252V255ZM65 252H66V254H65ZM258 252H259L258 254H259L260 258H264V250L260 249V250H258ZM27 253H29V254H27ZM35 253L37 254V256H35L36 255ZM54 253H56L57 257L54 256L55 255ZM68 253H70L71 255L69 256ZM72 253H73V255H72ZM131 253L135 254V255H132ZM81 254H84V255L81 256ZM137 254L138 255L141 254L142 257L144 256V258H142L143 260L142 259L140 260L139 258L137 259V257H136V256H138ZM23 255H25V256H23ZM42 255H43V257H42ZM169 255L170 256L172 255V256L168 257V260H165L167 258V256H169ZM176 255H179L180 257L178 258V256H176ZM53 256L56 258H53ZM130 256H132V257H130ZM165 256H166V258H165ZM22 257H23V259H22ZM50 257L53 259V261L51 260ZM145 257L147 260L145 259ZM163 257L165 259H162ZM27 258H28V261H27ZM63 258H65V259H63ZM9 259H10V261H8ZM38 259L40 262L37 261ZM50 260L52 263L49 262ZM121 260H122V262H121ZM161 260L165 261V262H161ZM5 261H6V263H5ZM36 261H37V263H36ZM86 261H88V262H86ZM159 261L161 263H159ZM186 261H187V263H185ZM259 261H261V260H257L256 263L257 262L261 263ZM212 264H217V262H214Z\"/></svg>",
  "mask_w": 264,
  "mask_h": 264
},
{
  "label": "bare ground",
  "instance_id": "2",
  "mask_svg": "<svg viewBox=\"0 0 264 264\" xmlns=\"http://www.w3.org/2000/svg\"><path fill=\"white\" fill-rule=\"evenodd\" d=\"M95 1H96V0H95ZM95 1H94V2H95ZM108 1H112V0H108ZM132 1H135V0H131V2H132ZM152 1H155V0H152ZM167 1L169 2V4H168L169 6H168V7H170V8H171L172 6L174 7L173 9L171 8V11H172L173 13L177 14L175 11H178V9H175V6H176L175 4H176V2H177V6L179 7V5H180V4L178 3L179 0H177L175 3H174L175 0H174L173 2H172L171 0H167ZM167 1H166V0H163V1H162V0H161V1H158V3H160V4H157V6H153V5H152V6H153V7H152L153 9H154V8H156V9L158 8L159 11L161 12V14H163V15H161L162 18H163V16L166 17V11H167V17L173 15V13L168 12L169 10H166V9H168V8H166V7H167L166 4L168 3ZM181 1H182V0H180L179 2H181ZM190 1H191V0H190ZM190 1L187 0L186 2L188 3V2H190ZM197 1H199V2L196 3ZM205 1H206V0H204V1L202 2V5L205 4V5H204V9H205V6H209V4L205 3ZM211 1H212V0H211ZM213 1H214V0H213ZM213 1H212V3H213ZM217 1H218V0H217ZM221 1L223 2V0H221ZM221 1H220V2H221ZM237 1H238V0H237ZM237 1H236V2H237ZM242 1H243V0H242ZM248 1H250V0H248ZM94 2H93V3H94ZM104 2H105V1H104ZM117 2H118V0L116 1V3H117ZM125 2H126V1H125ZM144 2H146V1L144 0ZM147 2H150V1L147 0ZM163 2H164V3L167 2V3L164 4ZM170 2L172 3V6H170V5H171ZM183 2L185 3V0H183ZM183 2H182V3H183ZM191 2H195V3H194V6H195L196 4L201 3V0H196V1L193 0V1H191ZM191 2H190V3H191ZM214 2H216V1H214ZM218 2H219V1H218ZM224 2H225V1H224ZM229 2H230V1H229ZM259 2H260V1H259ZM259 2H256L255 4L257 5V3H259ZM261 2H264V1H261ZM261 2H260V3H261ZM84 3H86V2H84ZM121 3H123V2L121 1ZM133 3H135V2H132V4H133ZM136 3H137V1H136ZM155 3H157V2H155ZM155 3H154V4H155ZM182 3H181V5H182ZM187 3H186V4H187ZM212 3L210 4L209 7L212 6L213 8H216V10L214 9L216 12H215L213 9H211V10H212L211 12L213 13V11H214V13L218 14V17H217V18H221L222 15H221V17H219V13L221 12V9H223V8H221V7H217V6H221L223 3H222V4H218V3L216 2L218 5H216L215 3H213V4H212ZM225 3H226V2H225ZM241 3H242V2H241ZM99 4H101V3L98 2L97 5L99 6ZM117 4H119V3H117ZM126 4H127V2H126ZM132 4H131V5H132ZM144 4H145L146 6L148 5L147 7H149V3H144ZM151 4H152V3H151ZM161 4H162V5H161ZM178 4H179V5H178ZM186 4H185L184 6H183V5H182V6L185 8ZM206 4H207V5H206ZM226 4H227V3H226ZM228 4H229V3H228ZM237 4H239V3H237ZM242 4H243V3H242ZM248 4H250V3H248ZM251 4H252V1H251ZM82 5H83V4H82ZM85 5H87V4H85ZM101 5H103V4H101ZM127 5H128V4H127ZM155 5H156V4H155ZM159 5H160L161 7H159ZM163 5L166 6V7H164V10H163V8H162ZM174 5H175V6H174ZM181 5H180V6H181ZM188 5H189V4H188ZM188 5H187V6H188ZM199 5H201V4H199ZM199 5H197V7H196V6H195V7L198 8ZM202 5H201V8H203ZM232 5H233V4H232ZM256 5H255V6H256ZM260 5H261V4H260ZM64 6H65V5H64ZM89 6H90V5H89ZM104 6H105V5H104ZM104 6H103V7H104ZM137 6H138V4H137ZM137 6L134 7V11H135L136 9L138 10ZM146 6H145V7H146ZM191 6H192V3L190 4V7H191ZM242 6H244V5H242ZM249 6H250V5H249ZM92 7H93V6H92ZM127 7H128L127 9H129V11L131 12L129 6H127ZM138 7L140 8V6H138ZM178 7H177V8H178ZM195 7L192 6V8H194V9H195ZM209 7H208V10H209ZM230 7H231V6H230ZM235 7H236V4L234 5V9H235ZM239 7L242 8L240 5H239ZM252 7H253V5H252ZM66 8H68V7L66 6ZM114 8H115V6H114ZM121 8H122V7H121ZM124 8H125V7H124ZM124 8L121 9L122 12H123V9H124ZM135 8H136V9H135ZM170 8H169V9H170ZM181 8H182V7H180L179 10H180V11H183V10H182L183 8H182V9H181ZM187 8H188V7H187ZM187 8H186V9H187ZM192 8H190V9H192ZM201 8H199L200 10L196 9V11H198V13H199L200 11L203 10V9L201 10ZM225 8H226V7H225ZM237 8H238V7H237ZM240 8H239V10H240ZM77 9H78V8H77ZM79 9H81V7H79ZM82 9H83V8H82ZM90 9H91V6H90ZM94 9H95V8H94ZM94 9H93V12L97 13L96 11H98V10H94ZM104 9H105V8H104ZM104 9H103V10H104ZM140 9H141V8H140ZM156 9L153 10V11H154L153 13H156V14H157L158 12L156 11ZM158 9H157V10H158ZM160 9H161L162 11H164L165 14H164V12L162 13V11H161ZM188 9H189V8H188ZM194 9H193V11H194ZM218 9H220V10H218ZM243 9H245V7H244ZM248 9H250V7H249ZM248 9H247V10H248ZM252 9H253V8H252ZM254 9L257 10L256 7H255ZM263 9H264V3H263ZM263 9L261 10V12L264 11ZM69 10H70V9H69ZM91 10H92V9H91ZM99 10H100V8H99ZM108 10L110 11V9H108ZM142 10H143V9H141V11H142ZM145 10H146V9H145ZM165 10H166V11H165ZM184 10H185V9H184ZM224 10H225V9H224ZM226 10H227V9H226ZM231 10H232V9H231ZM62 11H63V10H62ZM81 11H82V10H81ZM125 11H126V10H125ZM147 11H148V10H147ZM155 11H156V12H155ZM189 11H190V14H189V15L187 14V15H188V19H187V15H186V13H189ZM189 11H184L185 13H183L182 15L180 14V16H182V17H179V18H182V19H183V18H184V17H183L184 14H185V16H186V18H184V20L181 19L182 22L184 21V22H188V23H190L188 20H190L189 18L192 16L191 14L194 13V12H191V10H189ZM232 11H233V10H232ZM235 11H236V10H235ZM235 11H233L234 14H236ZM249 11H250V10H249ZM8 12H9V11H8ZM63 12H64L65 14L68 13V12H65V11H63ZM63 12H62V13H63ZM72 12H73V11H72ZM110 12H111V11H110ZM110 12H108V13H110ZM119 12H121V11L119 10ZM119 12H118V11H116V12L113 11L112 14H116V13H117L116 15L120 14V15H118V19H119V17L122 15V14L119 13ZM127 12H128V11H127ZM138 12H139V16H140V19H141V17H143L144 14L142 13L143 15H141L140 11H138ZM138 12H136V13H138ZM148 12H149V11H148ZM205 12H208V13H209L208 15L210 16V13H211V12H209V11L204 10V11L201 12V13H202L203 15H205V14H204ZM222 12L224 13V11H222ZM242 12H243V11H242ZM255 12L257 13L258 10L255 11ZM77 13H78V12H77ZM81 13H82V12H81ZM88 13H89V12H88ZM99 13H100V12H99ZM102 13H104V12H102ZM151 13H152V11H151ZM151 13L149 14V17L151 16V18H153L152 16H154V20H155V18L158 17V14L156 15V14H153V13H152V14H153V15H152ZM198 13L196 14V15H197V18H196V19H199L200 22H201L202 24H204V27H203V25H202V27L199 25L202 29H204V28L206 27V26H205V23L208 22V21L206 22L205 19H207L208 16H204V17H206V18L204 19V20H205V23H204V22H203L204 20L201 21V19H200L203 15H201V16L199 15V17H200V18H199V17H198ZM223 13H222V14H223ZM246 13H247V12H245V14H246ZM68 14H69V13H68ZM68 14L65 15V16L68 17ZM74 14H75V13H74ZM84 14H85V13H84ZM89 14H90V13H89ZM100 14H101V13H100ZM112 14L110 13L108 16H112ZM175 14H174V15H175ZM178 14H179V13H178ZM178 14H177V15H178ZM194 14H195V13H194ZM194 14H193V15H194ZM229 14H230V13H229ZM231 14H232V13H231ZM243 14H244V12H243ZM243 14H242V15H243ZM257 14H258V13H257ZM70 15H71V14H70ZM75 15H76V14H75ZM75 15H73V16L75 17ZM79 15H81V14H79ZM85 15H86V14H85ZM85 15H84V16H85ZM91 15H92V14H90V16H91ZM97 15H98V13H97ZM123 15H124V17L129 16L127 13L124 14V12H123ZM123 15H122V16H123ZM125 15H126V16H125ZM137 15H138V14H137ZM190 15H191V16H190ZM214 15H215V14H214ZM236 15L238 16V14H236ZM242 15H239V16H238V21H241V20H239V18H241ZM73 16H72V17H73ZM84 16L82 15V18H83ZM101 16H103V15H101ZM132 16L134 17V14H132ZM189 16H190V17H189ZM216 16H217V15H216ZM226 16H227V14H224V17H226ZM243 16H244V15H243ZM62 17H63V16H62ZM67 17H66V18H67ZM72 17H71V18H72ZM74 17H73V18H74ZM80 17H81V16H80ZM85 17H86V16H85ZM85 17H84V18H85ZM87 17H88V16H87ZM91 17L93 18L94 16H91ZM133 17H131V18L134 19ZM149 17H147V19H145V21H146V20H148V21H152V20H153V19H151V18H149ZM159 17H160V16H159ZM159 17H158V18H159ZM161 17H160V20H158L157 22H154V21H153V23H156V25H157V23H158L159 21H161ZM165 17H164V19H165ZM177 17H178V16H177ZM193 17H194V16H193ZM204 17H202V18H204ZM227 17H228V16H227ZM227 17H226V18H227ZM230 17H231V15H230ZM257 17H259V16H257ZM261 17H262V15H261ZM263 17H264V15H263ZM66 18H64V20H65L66 22H68V21L66 20ZM68 18H70V17H68ZM68 18H67V19H68ZM71 18H70V19H71ZM99 18H100V17H99ZM108 18H109V17H108ZM115 18H116V17H115ZM115 18H114V19H115ZM127 18L129 19L130 17H127ZM137 18H138V21L136 20L137 23L134 22L135 24L133 25V27H134V26L136 27V24H137V27H138V23H139V20H140V19H139V17H137ZM145 18H146V17H145ZM158 18H157V19H158ZM179 18H176V19L178 20ZM210 18L212 19L213 22H214L215 20H216L217 22H218V20H220V19H218V20L215 19V20H214L215 17H209L207 20H210V21H211ZM222 18H223V17H222ZM231 18H232V17H231ZM231 18H230V19H231ZM243 18H245V17H243ZM128 19H127V20H128ZM135 19H136V18H135ZM142 19H143V18H142ZM142 19L140 20V23L143 22ZM149 19H151V20H149ZM186 19H187V20H186ZM191 19H192V17H191ZM232 19H233V18H232ZM248 19H249V18H248ZM261 19H262V18H261ZM261 19H260V20H261ZM60 20H61V19H60ZM64 20H63V21H64ZM73 20H74V19H73ZM86 20H87V19H86ZM89 20H90V19H89ZM91 20H92V19H91ZM106 20H108V19L106 18ZM109 20H111V19H109ZM109 20H108V21H109ZM129 20H130V19H129ZM129 20H128V21H125V19H124L125 22H129ZM181 20H178V21H176V22H177V23H178L179 21L181 22ZM185 20H186V21H185ZM193 20H194V18H193ZM193 20H192V22H193ZM243 20H244L243 23H245V22H247V21H250V20L245 21V19H243ZM254 20H256V19H254ZM75 21H81V20H80V19L77 20V18H76ZM99 21H100V20H99ZM102 21H103V20H101L100 22H102ZM115 21H116V20H115ZM115 21H113L114 24H116ZM133 21H135V20H132V22H133ZM145 21H144V22H145ZM174 21H175V20H174ZM174 21H171V22L176 23V22H174ZM190 21H191V20H190ZM194 21H196V20H194ZM216 21H215V22H216ZM220 21H221V20H220ZM220 21H219V22H220ZM232 21H233V20H232ZM234 21L236 22L235 18H234ZM57 22H58V21H57ZM86 22H87V21H86ZM100 22H99V24H100ZM103 22H105V21H103ZM103 22L101 23L102 25H103ZM132 22H130V23H132ZM164 22H166V24L168 23L167 21H164ZM182 22H181V25H183ZM198 22H199V21H196V23H198ZM217 22H216V23H217ZM219 22H218V23H219ZM254 22L256 23V21H254ZM71 23H72V22H71ZM74 23H75V22H74ZM74 23H73V24H74ZM79 23H80V22H79ZM79 23H78V24H79ZM93 23H94V22H93ZM119 23H120V22H119ZM119 23H118V25H119ZM140 23H139V24H140ZM149 23H150V22H149ZM177 23L175 24V25H176L175 27H178V28H175V27H174V29L172 28L174 32H175V30H176V32L179 31V30H180V31L182 30V29H180V27H179L180 24H177ZM196 23H195V24H196ZM211 23H212V22H210L209 24H211ZM220 23H221V22H220ZM239 23H240V22H239ZM250 23H252V22L250 21ZM60 24H61V23H60ZM65 24H66V23H65ZM97 24H98V22H97ZM101 24L99 25L100 27H101ZM104 24H107V23H104ZM120 24H122V22H121ZM151 24H152V23H151ZM163 24H164L165 26H168L170 23H168V25H166L165 23H163ZM163 24H162V25H163ZM190 24H191V23H190ZM190 24H189V25H190ZM209 24L207 23L208 26H209ZM262 24H263V22H262ZM262 24H260V25L263 27ZM62 25H63V24H62ZM79 25H80V24H79ZM86 25H88V24L86 23ZM107 25H108V24H107ZM127 25L129 26V24H127ZM162 25H161V26H162ZM170 25H171V24H170ZM178 25H179V26H178ZM189 25H187V26L189 27ZM193 25H194V24H192V26H193ZM197 25H198V24H197ZM197 25H196V26L194 25V27H197ZM227 25H228V24H227ZM257 25H258V24H257ZM260 25H259L258 28H257V27H256L255 29L253 28L254 30H252V31L255 32V33H256V31L259 32L257 29L260 28ZM64 26H65V25H64ZM84 26H85V23H84ZM97 26H98V25H95L94 28H96ZM99 26H98V27H99ZM109 26H110V24H109ZM147 26H148V25H147ZM173 26H174V25H173ZM187 26L185 25L183 28H185V27H187ZM192 26H190V27H192ZM199 26H198V27H199ZM214 26H215V25H214ZM239 26H241V24L238 25V27H239ZM252 26H253V25H252ZM72 27H73V26H72ZM82 27H83V26H82ZM87 27H88V26H87ZM100 27H99V28H100ZM103 27H104V26H102L101 29H103ZM106 27H107V26H106ZM126 27H127V26H126ZM133 27H132V28H133ZM141 27L143 28L144 26H142V24H140V28H141ZM145 27H146V26H145ZM148 27H149V26H148ZM152 27H153V29H155L156 27H158V29H159V26H158V25H157L156 27H155V25H152ZM154 27H155V28H154ZM198 27H197V28H198ZM218 27H219V28H218ZM218 27H217V25H216V28H218L217 30H218V32L220 33V29H221V27H220L219 25H218ZM236 27H237V25L235 26V28H236ZM249 27H251V26L249 25L248 28H249ZM253 27H254V26H253ZM65 28H66L67 31H68V29H70L69 27H68V29H67V27H65ZM92 28H93V26H92ZM104 28H105V27H104ZM115 28H116V25H115ZM132 28H131V29H132ZM149 28H151V27H149ZM210 28H212V27L210 26ZM242 28H243V27L241 26V27H239L238 29L244 30V29H242ZM83 29H84V28H83ZM86 29H87V28H86ZM88 29H89V28H88ZM105 29H106V28H105ZM105 29H103V30H104V33L106 32ZM138 29H139V27H138ZM145 29H146V28H145ZM151 29H152V28H151ZM163 29H164V28H162L161 30L163 31ZM189 29H190V28H189ZM191 29H192V30H191L190 34H191V33L194 34L193 32H194L195 29H194V30H193V28H191ZM206 29H207V27H206ZM206 29H205V30H206ZM245 29H246V28H245ZM250 29H251V28H250ZM262 29H264V27H263ZM133 30L137 31L136 28H135V29L133 28ZM169 30H170V29H169ZM186 30H187V28L183 29L184 32L181 31L182 34L184 33V34H183V37H186V34L188 35V33H189V31L186 32ZM198 30H199V28H198ZM205 30H201V32L204 33L203 31H205ZM210 30L212 31V29H208V30H207V31H209V32H208L209 35L211 34ZM214 30H215V29H214ZM217 30H215L216 32H214V31H213V32L216 34V33H218ZM235 30H236V29H234V31H235ZM241 30H239V31H241ZM255 30H256V31H255ZM70 31H71V30H70ZM70 31H69V33H70ZM74 31H75V30H74ZM80 31H81V30H80ZM89 31H90V30H89ZM96 31H97V30H95V31L93 30V31H92L91 33H89L88 35H89V36H90V35L93 36V32H95L94 34L100 36L101 34H99L98 31H97V32H98V34H97ZM114 31H115V30H114ZM114 31H113V32H114ZM121 31H122V30H121ZM128 31H129V30H128ZM138 31H140V30H138ZM138 31H137L136 33H133V35L131 34L132 30H130L129 33L126 32V33H128V35H126V37H124L123 39H129V38H131V40H129V41L127 40L126 42H127V43H128V42L131 43V46H132V42H134L133 39H132V38H134V34H135L136 36H137V35H140V34H137ZM141 31H142V30H141ZM147 31H149V30H147ZM152 31H153V30H152ZM152 31H151V32H152ZM207 31H206V33H207ZM232 31H233V30H232ZM239 31L237 30V33H238ZM246 31H248V33H249V30L246 29ZM252 31H251L250 33H251V34H254ZM84 32H85V31H84ZM113 32H112V33H113ZM118 32H119V31H118ZM165 32H166V31H165ZM170 32H171V31H168V33H170ZM176 32H175V35H177V36H176V38H177L179 35H178V33H176ZM196 32H197V31H196ZM201 32H200V33H201ZM235 32H236V31H235ZM79 33H80V32H79ZM139 33H140V32H139ZM153 33H154V32H153ZM153 33H150L151 36H152ZM172 33H173V32H172ZM200 33H199V34H200ZM202 33H201V34H202ZM228 33H229V32H228ZM237 33H235V36L237 35ZM245 33H246L245 31H243V33H242V31L240 32V34H245ZM250 33H249V34H250ZM47 34H48V33H47ZM143 34H144V33H143ZM199 34H198V36H199ZM201 34H200V35H201ZM212 34H213V33H212ZM215 34H213V36H214ZM221 34H223V33L221 32ZM221 34H219L220 37H222ZM224 34H226V32H225ZM229 34H231V37L234 36V32H233V34H232V33H229ZM229 34H228V35H229ZM85 35H87V34H85ZM88 35L85 36L86 39H87V41H88V38H89ZM113 35H114V34H113ZM113 35H112V36H113ZM129 35L132 36V37H129ZM146 35H147V34H146ZM163 35L166 36V34H163ZM173 35H174V34H173ZM184 35H185V36H184ZM194 35H195V34H194ZM219 35H217V36H219ZM228 35H226V36L223 35V39H224V37H228V38H225V41L229 39L230 35H229V36H228ZM245 35L247 36V33H246ZM256 35H257V34H256ZM256 35L254 34V37H255ZM82 36H84V35H82ZM94 36H95V35H94ZM103 36L109 38V36H108L107 34H103ZM103 36L100 37V39H101V40H105V41H103L102 44L105 43L106 45H101V46H100V47H101V48H100L101 53H99V52H100V51H99V48L97 49V50H98L97 52L99 53L98 55H99V56L101 55V58H102V56H103V58H104V55L107 53V52H105V49H106L107 51L110 50V49H112V51H113L114 47H115V49L118 48V47L116 48V46H117L118 44H116V46H114V45L112 46V45H111L113 48H110V44L108 45L107 40H106L105 37H103ZM112 36H111V34H110V37H112ZM121 36H122V35H121ZM147 36H148V35H147ZM153 36H154V34H153ZM167 36H168V35H167ZM198 36H197V37H198ZM204 36H205V35H204ZM235 36H234V37H235ZM241 36H242V35H240V37H241ZM117 37H118V36H117ZM148 37L150 38V36H148ZM159 37H160V36L158 35V38H159ZM187 37H188V36H187ZM197 37H196V38H197ZM231 37H230V38H231ZM236 37H237V36H236ZM77 38H78V36H77ZM94 38H96V37H94ZM102 38H104V39H102ZM113 38H114V37H113ZM149 38H148V40H149ZM158 38H157V39H158ZM198 38H199V37H198ZM238 38H239V36L237 37V39H236V38H235V39L239 41L240 39H238ZM242 38H243V36L241 37V39H242ZM80 39H81V37H80ZM83 39H84V38H83ZM97 39H98V38H97ZM97 39H96V40H97ZM110 39H111V38H110ZM110 39H108V40L110 41ZM114 39H115V38H114ZM134 39H135V38H134ZM144 39H145V38H144ZM246 39H247V38H245V36H244V40H246ZM90 40H91V39H90ZM90 40H89V41H90ZM94 40H95V39H93L92 41H94ZM117 40H118V39H117ZM138 40H139V39H138ZM146 40H147V37H146ZM146 40H145V41H146ZM159 40H160V38H159ZM171 40H172V37H171ZM171 40H169V41H171ZM193 40H194V39H192V41L190 40V41H191L190 44L194 43ZM195 40H196V39H195ZM221 40H222V39H221ZM229 40H231V42L233 43L232 38L229 39ZM248 40H249V39H248ZM248 40H247V42L245 41L246 43L244 42L245 44L243 45L242 49H244V51H245L247 54H254V53H255V54L257 55L256 50H258V48H256V46H255V44H254L255 42L252 43V39H250V41H248ZM257 40H258V39H257ZM260 40H261V38H260ZM89 41H88V42H89ZM99 41H100V40H99ZM112 41H113V40H112ZM112 41H111V44H114V43H112ZM145 41H144V42H145ZM157 41H158V40H157ZM169 41H168V42H169ZM177 41H179V39H177ZM183 41H184V40H183ZM190 41L188 40L187 43L190 42ZM219 41H220V40H218V43H219ZM54 42H55V41H54ZM90 42H91V41H90ZM101 42H102V41H101ZM118 42H119L120 44H125V43L122 42V41H121V42H122V43H121V42H120V39H119ZM137 42H139V41H137ZM137 42H136V43H137ZM154 42H156V41H154ZM180 42H181V41H180ZM180 42H178V43H180ZM203 42H204V41H203ZM213 42H216V41L214 40ZM223 42H224V40H223ZM227 42H228V41H227ZM227 42H224V43H227ZM259 42H260V41H259ZM115 43H116V42H115ZM136 43H135V44H136ZM139 43H140V42H139ZM147 43H148V41H147ZM147 43L145 42V45H146ZM187 43H186V44H187ZM206 43H208V42H206ZM206 43L204 42V45L208 48V45H207ZM249 43H251V44H249ZM52 44H54V43H52ZM85 44H89V47H90V48L92 47V46L90 45V43H86V42H85ZM91 44H92V43H91ZM135 44L133 43V46L136 47V48L131 47L132 49H133V48H134V49H137V48L141 47L143 43H142V44L140 43L141 46H139V47L135 46ZM162 44H164V43H162ZM167 44H168V43H167ZM169 44H170V43H169ZM169 44H168V45H169ZM190 44H187V45L184 44V45H185V47H186V46H189V47H190ZM211 44H213V43H211ZM262 44H263V43H262ZM50 45H51V44H50ZM128 45H130V44H128ZM175 45H177V47L180 46V44H179V46H178V44H176V43H175ZM184 45H182V46H184ZM198 45H200V44H198ZM204 45H203V43H202L201 47H203ZM226 45L230 46L231 44H230V42H229V44L227 43ZM94 46H95V45H94ZM94 46H93V47H94ZM108 46H109V47H108ZM165 46H166V45H163V47L160 46V47L157 49V51L162 52V49H163ZM172 46H173V45H172ZM182 46H181V47H182ZM216 46H217V45H216ZM220 46H221V47L219 48L220 51H221V49H222L223 47H224V48L226 47V46H224V44H222V45L220 44ZM231 46H232V45H231ZM231 46H230V48H231ZM261 46H262V45H261ZM60 47H62V46H60ZM97 47H98V46H97ZM103 47H104V48H103ZM107 47H108V48H107ZM166 47H167V46H166ZM177 47H176V49H177ZM193 47H194V46H193ZM201 47H198V48H201ZM214 47H215V46H214ZM218 47H219V45H218L217 47H215V48H218ZM232 47L234 48V46H232ZM50 48H51V47H50ZM55 48H56V47H55ZM94 48H96V47H94ZM160 48H162V49H160ZM58 49H59V48H58ZM60 49H62V48H60ZM122 49H123V48H122ZM134 49H133V50H134ZM150 49H151V48H150ZM159 49H160V50H159ZM164 49H168V48H164ZM178 49H181V48H178ZM196 49H197V48H196ZM196 49H195V48H194V49L192 48V50H196ZM203 49H204V48H203ZM237 49H238V48H237ZM51 50H52V49H51ZM119 50H120V49H119ZM124 50L130 51L131 49L128 48L127 45L125 44V45H124ZM124 50H121V53H124V54L126 53L125 55H123V54H121V53L119 52L121 55H123V59H122V60H124V66L119 65V63H118V64H115V63H114V65L116 66L115 68H113L114 71H115L116 68H118L117 70H119V69H120V70H122V69H126L125 71L122 70V71H124V72L120 71V73L122 72V73H123V76H124V74H125L124 77H128V79H131V77H134V76H135V73H134V72H137V77H138V78H140V77L142 78V76H145L146 73L143 74L144 69L141 71L142 73L140 72L141 74H143V75H141V74L139 73V71L141 70V68H140V70H139V68L136 69V67H132V65H135L134 63L137 62V59L140 58L139 56H136V55H135L136 57H139V58L136 59V62H135L134 60H135L136 57H135L134 59L132 58V55L134 54V51H132V50H131V51L133 52V54L131 55L132 52H131V53L129 52L130 55H128V56H129L128 59L131 57V58H130L131 60L129 59V60L131 61V64H129V66L132 67V68L130 69V67H129V69L133 71V74H134V75L130 72L129 76H130V75H133V76H130V78H129V76H126V75H128V74H127L128 72H126V71L128 70V67L126 66V62H128V61H126V60H128V59H126L127 57H125V56H127V53H128V52H124ZM151 50H152V49H151ZM201 50H202V49H201ZM206 50H207V49H206ZM211 50H212V48H211ZM217 50H218V49H217ZM230 50H231V49H230ZM230 50H229V51H230ZM232 50H233V49H232ZM59 51H60V50H59ZM64 51H65V49H64ZM102 51H103V52H102ZM110 51H111V50H110ZM112 51H111V52H112ZM122 51H123V52H122ZM148 51H149V50H148ZM157 51H155V54H154L153 52H151V54L153 53V56H154V55H156V52H157ZM180 51H181V50H180ZM184 51H185V48H184ZM188 51H189V48H188ZM188 51H187V52H188ZM190 51H191V49H190ZM197 51H198V49H197ZM208 51H209V52H208ZM208 51H206V54L208 53L207 55H209V57H210V50H208ZM54 52H56V51H54ZM67 52H68V51H67ZM104 52H105V54H103ZM136 52H137V51H135V53H136ZM159 52H158V53H159ZM182 52H183V51H182ZM182 52H181V53H182ZM212 52H217V51H216V49L213 48ZM212 52H211V53H212ZM231 52H232V51H231ZM56 53H59V52H56ZM61 53H64V52H61ZM113 53H115V52H112V54H113ZM117 53H118V52H117ZM142 53H143L146 57H145V56L142 57V60H141V61H143V60H145V58H148V57H149V55H146L147 52H145V51L143 52V51H142ZM185 53H186V51H185ZM217 53H218V52H217ZM143 54H142V56H143ZM159 54H160V53H159ZM162 54H163V53H162ZM162 54H161V55H162ZM174 54H175V50H174ZM183 54H184V52H183ZM193 54L195 55V54H197V53H196V52H193V53L191 54V56H189L188 53H186V56H187V57L189 56V57H192V58H193V57H194ZM227 54H228V53H227ZM255 54H254V57H255ZM54 55H56V54H54ZM64 55H65V54H64ZM67 55H68V54H67ZM117 55H118V54H117ZM138 55H141V53H138ZM161 55H157V58L160 59V58L162 57ZM202 55H205V53L202 54ZM114 56H115V55H114ZM114 56H113V57H114ZM118 56H119V55H118ZM118 56H116V57H118ZM147 56H148V57H147ZM158 56H160V58H159ZM163 56H164V54H163ZM166 56H167V55H166ZM180 56H182V55H180ZM48 57H49V56H47V57H45V58L48 59ZM59 57H61V56H59ZM65 57H68V56H65ZM109 57H110V56H109ZM109 57H108V59H109ZM113 57H112V58H113ZM116 57H114V58H116ZM155 57H156V56H155ZM155 57H153V58H155ZM164 57H165V56H164ZM164 57H163V60L166 59V57H165V59H164ZM168 57H169V55H168ZM173 57H174V56H173V54H172V55H171V58L173 59ZM177 57H178V56H177ZM187 57H186V58H187ZM63 58H64V57H63ZM101 58H100V59H101ZM110 58H111V57H110ZM120 58H122V56H120ZM120 58L118 57V59H120ZM124 58H125L126 60H125ZM171 58H169V59L172 60ZM211 58H215V57H211ZM232 58H233V57H232ZM43 59H44V58H43ZM61 59H62V58H61ZM104 59H105V58H104ZM108 59H107V62H108ZM140 59H141V58H140ZM140 59H139V60H140ZM169 59H168V60H169ZM209 59H210V58H209ZM215 59H217V58H215ZM215 59H214V60L211 59V60L215 61ZM243 59H244V58H243ZM245 59H246V58H245ZM247 59H249V58H247ZM49 60H50V58H49ZM68 60H69V59H68ZM71 60H72V59H71ZM102 60H103V59H102ZM132 60L134 61V63H133ZM146 60H147V59H146ZM160 60H161V59H160ZM163 60H162V61H163ZM170 60H169V61H170ZM198 60H199V59H198ZM198 60H197V61L194 60V66H195V65L197 66V63L195 64V61L198 62ZM227 60H228V56H224V55H223V57L221 58V60H220V59H217L216 61H219L220 63H221V62H223V63H228ZM252 60H254V59H251V61H252ZM60 61H61V60H60ZM63 61H64V64H65L66 61H67V58H66V60H65V58H64ZM69 61H70V60H69ZM104 61H105V60H104ZM113 61H114V60H113ZM125 61H126V62H125ZM147 61H148V60H147ZM147 61H145V62H146L145 64H146L147 69L150 71V69L148 68V66H149V64H151V62L153 61V59L150 58V62L148 61V63H147ZM155 61H156V60H155ZM177 61H179V59H177ZM213 61H212V62H213ZM232 61H233V59H232ZM234 61H235V59H234ZM242 61H244V60H242ZM248 61H249V60H248ZM254 61H255V60H254ZM257 61H258V60H257ZM100 62H102V61L100 60ZM109 62H111V61H109ZM172 62H174V65H175V64H178V65H179V63H176V62L173 61V60H172ZM219 62H217V63L219 64ZM67 63H68V61H67ZM67 63H66V64H67ZM69 63H70V62H69ZM112 63H113V62H112ZM128 63H129V62H128ZM153 63H154V61H153ZM153 63H152V64H153ZM206 63H207V61H206ZM235 63H237V62H234V64H235ZM62 64H63V62L59 65V66H61L60 68L63 67ZM71 64H72V61H71ZM79 64H80V63H79ZM107 64H108V63H107ZM145 64H144V65H145ZM147 64H148V65H147ZM159 64H160V63H159ZM192 64H193V63H192ZM202 64H203V63H202ZM202 64H201V65H202ZM204 64H205V63H204ZM256 64H258V63H256ZM73 65H75V64H73ZM127 65H128V64H127ZM136 65H137V64H136ZM138 65L141 66L142 64H139V63H138ZM208 65L212 66L213 63L208 64ZM208 65L206 64V66H208ZM236 65H238V64H236ZM66 66H68V65H66ZM117 66H119V67H117ZM150 66H151V65H150ZM150 66H149V67H150ZM165 66H166V65H165ZM175 66H176V65H175ZM192 66H193V65H192ZM194 66H193L192 68H195ZM203 66H204V65H203ZM206 66H205V67H206ZM213 66H214V65H213ZM219 66H220V65H219ZM238 66H239V65H238ZM248 66L251 67L250 65H248ZM260 66L262 67V65H260ZM70 67H71V65H70ZM81 67H82V66H81ZM121 67H123V68H121ZM156 67H157V66H155L154 68H156ZM180 67H181V66H179V68H180ZM184 67H185V66H184ZM257 67H258V66H257ZM16 68L18 69V67H16ZM71 68H72V67H71ZM73 68H74V67H73ZM142 68H143V66H142ZM176 68H177V67H176ZM206 68H207V67H206ZM208 68H209V67H208ZM251 68H253V67H251ZM259 68H260V67H259ZM75 69H76V68H75ZM165 69H166V68H165ZM210 69H211V68H210ZM214 69H215V70H214ZM216 69H217V67L215 68V66H214V67H213V70H214V71H211L212 69H211L210 71H211V72H214V73H215V72L217 73V70H216ZM240 69H241V68L238 67V70H240ZM257 69H258V68H257ZM260 69L263 70V68H260ZM117 70H116V71H117ZM130 70H128V71H130ZM138 70H139V71H138ZM148 70H147V72H149ZM206 70H207V69H206ZM206 70H205V71H206ZM208 70H209V69H208ZM222 70H223V69H222ZM234 70H236V72H237V69H234ZM18 71H20V70H18ZM46 71H47V70H46ZM48 71H49V70H48ZM57 71H58V70H57ZM60 71H61V70H60ZM78 71H79V70H78ZM151 71H153V70H151ZM187 71H188V70H187ZM42 72H43V71H42ZM42 72H41V73H42ZM52 72H53V71H52ZM54 72H55V71H54ZM145 72H146V70H145ZM206 72H208V71H206ZM211 72H210V73H211ZM224 72H225V71H224ZM238 72H239V71H238ZM263 72H264V70H263ZM10 73H11V72H10ZM17 73H18V72H16V74H17ZM41 73H40V74H41ZM60 73H61V72H60ZM62 73L66 74V75H69V74H67L66 72H63V70H62ZM62 73H61V74H62ZM68 73H70V72H68ZM73 73H74V72H73ZM114 73H116V72H114ZM138 73H139V75H138ZM150 73H151V72H150ZM152 73H153V72H152ZM169 73H170V72H169ZM220 73H221V71H220ZM14 74H15V73H14ZM14 74H13V76H14ZM46 74H47V73H46ZM49 74H50V73H49ZM49 74H48V76L53 75L54 73H52V74H50V75H49ZM117 74H119V72H118ZM153 74H154V73H153ZM180 74L182 75V73H180ZM204 74H205V72H204ZM211 74H212V73H211ZM211 74H210V75H211ZM239 74H240V73H239ZM4 75H5V74H4ZM17 75H18V74H17ZM44 75H45V74H44ZM44 75L42 74V75H41V78H42ZM56 75H58V74H56ZM56 75H53V76H56ZM59 75H60V74H59ZM62 75H63V74H62ZM70 75H71V74H70ZM75 75H76V74H75ZM105 75H106V74H105ZM140 75H141V76H140ZM146 75H148V74H146ZM168 75H171V74H167V77L169 78ZM190 75H191V74H190ZM253 75H255V74H253ZM6 76H7V75H6ZM64 76H65V75H64ZM79 76H80V74H79ZM108 76H109V75H108ZM118 76H119V75H118ZM118 76H117V77H118ZM120 76H122V75H120ZM123 76H122V77H123ZM151 76H156V75H152V74H151ZM202 76H204V75L201 74L200 77H202ZM213 76H214V75H213ZM7 77H8V76H7ZM10 77H11V76H10ZM59 77H60V76H58V78H59ZM66 77H67V76H66ZM71 77H72V76H71ZM109 77H111V76H109ZM137 77H135V78H137ZM149 77H150V76H149ZM165 77H166V75H165ZM191 77H192V75H191ZM195 77H197V76H195ZM198 77H199V76H198ZM235 77H236V76H235ZM243 77H244V75H243ZM245 77H246V76H245ZM248 77H249V76H248ZM248 77H246V78H248ZM14 78H15V76H14ZM14 78L12 77V79H14ZM55 78H57V77H55ZM55 78H54V79H55ZM61 78H62V77H61ZM72 78H74V76H73ZM80 78H81V77H80ZM147 78H148V76L146 77V80H147V81H151L153 77H152V78H149V79H151V80H148ZM154 78H155V80H154ZM154 78H153L154 81L152 80L153 82L149 83L150 86L152 85V83L155 84V82H156V86H158L157 81H156L157 76L154 77ZM3 79H4V78H3ZM5 79H7V78H5ZM43 79H44V78H42V80H43ZM63 79H64V78H63ZM67 79H69L68 82L71 81V83H70V85H71V84H72V79L70 80V78H68V77H67ZM172 79L174 80L175 77H172ZM193 79H195V78L192 77L191 80L193 81ZM261 79H262V78H261ZM40 80H41V79H40ZM58 80L60 81L61 79H58ZM74 80H75V79H74ZM79 80H80V79H79ZM107 80H108V78H107ZM134 80H136V79H134ZM134 80H133V79H132V80H129L130 82H129V83L127 82V85H128V84L130 85L131 82H132V83H134V84H132V85L138 86V85H139V81L136 80V81H138V82L135 83ZM146 80H145V77H144V80H143V81H145V83H147ZM199 80H200V79H199ZM202 80H203V82H204V81H205V82L207 81V80H204V79H202ZM215 80H216V79H215ZM228 80H229V79H228ZM262 80H263V79H262ZM5 81H6V80H5ZM16 81H17V80H16ZM44 81H46V80L44 79V80L42 81V83H43ZM54 81H55V80H54ZM56 81H57V79H56ZM56 81H55V82H56ZM76 81H77V80H76ZM80 81H81V80H80ZM87 81H88V80H87ZM143 81H142V82H143ZM176 81H177V80H176ZM192 81H191V83H193ZM254 81H256V80H254ZM7 82H8V81H7ZM51 82L54 83L53 81H51ZM64 82H66V80H64ZM64 82L62 81V84H63ZM184 82H185V81H184ZM189 82H190V80H189ZM189 82H188V83H189ZM195 82H196V81H195ZM203 82L201 83V85H203ZM245 82H247V80H246ZM248 82H250V81H248ZM1 83H2L3 85H2ZM1 83H0V84H1L2 87H3L5 82L2 81ZM15 83H16V82H15ZM46 83H47V82H46ZM46 83L44 82L43 84H46ZM52 83H51V85L55 87V83H54V85H53ZM59 83H60V82H59ZM66 83H67V82H66ZM140 83H141V82H140ZM196 83H197V82H196ZM251 83H252V81H251ZM5 84H6V83H5ZM8 84H13V83H12V82H11V83L8 82L7 85H8ZM86 84H87V83H86ZM137 84H138V85H137ZM143 84H144V82H143ZM164 84H165V83H164ZM167 84H168V83H167ZM171 84H173V83H171ZM211 84H213V83H211ZM224 84H225V83H224ZM249 84H250V83H249ZM14 85H15V84H13L12 86H14ZM46 85H48V84H46ZM67 85H68V84H66V86H67ZM129 85H128V86H129ZM140 85H141V84H140ZM144 85H145V84H144ZM168 85H169V84H168ZM168 85H165V86H168ZM188 85H189V84H188ZM197 85H198V83H197ZM209 85H210V84H209ZM216 85H218V84H216ZM216 85H215V86H216ZM251 85H254V83L251 84ZM63 86L65 87V85H63ZM63 86H62V87H63ZM174 86H175V88H176V86L178 87L179 84H178V85H174ZM215 86H214V87H215ZM2 87H0V89H1ZM86 87H88V84H87ZM89 87H90V86H89ZM129 87H130V86H129ZM129 87H128V88H129ZM132 87H134V86H132ZM168 87H171V86L169 85ZM179 87H180V86H179ZM199 87H200V86H199ZM202 87H203V89H204V88L207 87V86H204V85H203ZM13 88H14V90H15V87H13ZM44 88H45V87H44ZM60 88H61V86H60ZM67 88H68V87H67ZM207 88H208V87H207ZM86 89H87V88H86ZM177 89H179V88H177ZM232 89H233V88H232ZM12 90H13V89H12ZM34 90H35V88H34ZM40 90H42V89H40ZM54 90H55V88H54ZM57 90H58V89H57ZM57 90H55V92H56ZM63 90H66V89L63 88ZM72 90H74V89H72ZM128 90H129V89H128ZM262 90H263V89H262ZM38 91H39V90H38ZM44 91H45V90H44ZM59 91H61V90H59ZM68 91H69V90H68ZM129 91H131V90H129ZM172 91H173V90H172ZM172 91H171V92H172ZM207 91H208V90H207ZM238 91H239V90H238ZM238 91H237V92H238ZM3 92H4V91H3ZM3 92H2V93H3ZM10 92H11V91H10ZM63 92H64V91H63ZM63 92H62V94H64ZM78 92H79V91H78ZM81 92H82V91H81ZM83 92H84V91H83ZM85 92H86V91H85ZM88 92H89V91H87L86 93L89 95L91 92H89V93H88ZM108 92H109V91H108ZM40 93H41V92H40ZM58 93H59V92L57 91V94H58ZM86 93H84V94H86ZM118 93H119V92H118ZM162 93H163V92H162ZM218 93H219V92H218ZM218 93H217V94H218ZM7 94H8V93H7ZM43 94L45 95L44 92H43ZM57 94H55V95H57ZM68 94H70V93H68ZM68 94H67V95H68ZM84 94H83V95H84ZM152 94H153V93H152ZM219 94H220V93H219ZM219 94H218V96H219ZM9 95H10V94H9ZM41 95H42V93H41ZM60 95H61V94H60ZM74 95H75V93H74ZM81 95H82V94H81ZM81 95H80V97L82 98ZM88 95H86V96H84V97H88ZM163 95H164V94H163ZM163 95L161 94V95L159 96V98H160L161 96H163ZM213 95H215V94H213ZM213 95H212V96H213ZM221 95L225 96L224 93L221 94ZM243 95H244V93H243ZM257 95H258V94H257ZM36 96H37V94H36ZM38 96H39V95H38ZM58 96H59V94H58ZM70 96H71V95H70ZM70 96H69V98H71ZM173 96H175V94H174ZM173 96L170 95V99H172ZM263 96H264V94H263ZM43 97H44V96H43ZM74 97H76V96H74ZM115 97H116V96H115ZM151 97H153V95H152ZM171 97H172V98H171ZM242 98H243V97H242ZM32 99H33V98H32ZM57 99H58V98H57ZM61 99H62V97H61ZM106 99H107V98H106ZM115 99H116V98H115ZM223 99H225V98H223ZM38 100H39V99H38ZM72 100H74V99H72ZM75 100H76V99H75ZM78 100H79V99H78ZM80 100H82V99H80ZM161 100H162V99H161ZM181 100H182V103H184V102H183V101H184V98H183V99L181 98ZM247 100H248V99H247ZM258 100H260V98L257 99L256 103H252V104H253L254 108H257L259 111H262V110H264V105L262 104V102H260V101H258ZM10 101H11V100H10ZM51 101H52V100H51ZM107 101H108V99H107ZM248 101H249V100H248ZM66 102H68L67 99H66ZM80 102H81V101H80ZM104 102H105V101H104ZM111 102H112V99H111ZM113 102H114V97H113ZM113 102H112V103H113ZM159 102H160V99H159ZM227 102H228V101H226V103L224 104V107H227V106H228V105H226ZM31 103H32V101H31ZM70 103H71V102H70ZM70 103H69V104H70ZM180 103H181V102H180ZM230 103H232V102H230ZM0 104H1V103H0ZM71 104L73 105V103H71ZM75 104H76V103H75ZM75 104H74V106H75ZM91 104H92V103H91ZM115 104H116V103H115ZM165 104H166V103H165ZM168 104H169V103H168ZM178 104H179V101H178ZM186 105H187V104H186ZM186 105L184 104V106H182V104H180V106L183 107V108H184ZM225 105H226V106H225ZM34 106H35V105H34ZM81 106H84V105H82V103H81ZM89 106H91V105H89ZM126 106H127V105H126ZM195 106H196V107H195L194 109H195V110H196V109L198 110V111L196 110V111L198 112V113H197V116H200V117H201V116L203 115L204 111H207V112H208V116H207V120H208V121H207L206 127L204 128V130L206 129L207 134H209L212 138H215V139H216V138H221V137H222V138H227L228 140H231V141L234 142V143H238L237 146H238L240 149H242V150H243L242 152L245 154V158H246V159H245V161H244V166H246V171H248V174L251 175L254 171L251 172L250 170H251V169H254L255 166H254V167H251V169H250V166H251V159H250V158H251L252 156H254V154L257 153V152L260 153V154H263V155H264V121H260V122H251L250 120H242V119H237V118H235V117H232L231 119L221 118V117H223V116L219 117V116H220L219 113L216 111L215 107L212 106V104H209V102H206V103H205V101H201L200 99L197 100V102L195 103ZM38 107H39V105H38ZM112 107H114V106L112 105ZM157 107H158V106H157ZM157 107H156V108H157ZM187 107H188V106H186L185 108H187ZM230 107H231V106H230ZM233 107H236V106H233ZM46 108H47V106H46ZM52 108H54V107H52ZM75 108H76V106H75ZM81 108H83V107H81ZM86 108H88V106H87ZM119 108H120V107H118V109H119ZM189 108H190V107H189ZM205 108H206V109L208 108V110H204ZM227 108H229V107H227ZM44 109H45V108H44ZM44 109H43V110H44ZM56 109H57V108H56ZM77 109H78V108H77ZM77 109H76V110H77ZM79 109H80V108H79ZM88 109H89V108H88ZM122 109H123V108H122ZM46 110H47L46 113L48 114V108H47ZM81 110H82V109H81ZM138 110H139V108H138ZM237 110H238V109H237ZM2 111H3V110H2ZM83 111H84V110H83ZM83 111H81V112H83ZM85 111H87V110L85 109ZM123 111H124V110H123ZM140 111H141V110H140ZM140 111H139V112H140ZM158 111L161 112V111H163V110H161V109L159 110V107H158ZM3 112H4V111H3ZM76 112H77V111H76ZM160 112H159V113H160ZM163 112H165V111H163ZM163 112H162V113H163ZM77 113H78V112H77ZM79 113H80V112H79ZM137 113H138V111H137ZM137 113H136V114H137ZM3 114H4V113H3ZM37 114H38V113H37ZM85 114H86V113H85ZM138 114H139V113H138ZM138 114H137V115H138ZM141 114H142V113H141ZM160 114H161V113H160ZM178 114H179V113H178ZM188 114H190V113H188ZM236 114H237V113H236ZM44 115H45V114H44ZM93 115H94V114H93ZM134 115H135V114H134ZM137 115H135V117H136ZM142 115L144 116L145 114H142ZM142 115H141V117H142ZM250 115H252V114L250 113L249 116H248V114H247L248 117L253 118V117L250 116ZM42 116H43V114H42ZM67 116H68V115H67ZM70 116H71V115H70ZM81 116H82V115H81ZM86 116H87V115H86ZM86 116L83 115V117H86ZM90 116H91V115H90ZM90 116H89V117H90ZM94 116H95V115H94ZM126 116H128V115H126ZM126 116H125V118H126ZM161 116H162V115H161ZM164 116H167V115H166V112H165V115H164ZM175 116H176V115H175ZM254 116H255V115H254ZM46 117H47V116H46ZM133 117H134V116H132L131 119H130V125H131V126H132L133 124H134V125L136 124L135 121H133L134 123H133V122L131 123ZM135 117H134V118H135ZM137 117H138V116H137ZM137 117H136V119H137ZM139 117H140V116H139ZM141 117H140V118H141ZM145 117H150V114H148L147 116H144V118H145ZM162 117H163V116H162ZM171 117H172V116H171ZM177 117H179V116H177ZM43 118H45V117H43ZM49 118H50V116H49ZM52 118H53V117H52ZM52 118H51V119H52ZM67 118H69V117H67ZM134 118H133V119H134ZM140 118H139V121H136V122H141L142 119L140 120ZM142 118H143V117H142ZM168 118H169V117H168ZM168 118H167V120H166L167 122H168V120H169ZM201 118L204 119L203 116H202ZM246 118H247V117H246ZM251 118H250V119H251ZM70 119H71V118H70ZM72 119H73V118H72ZM83 119H84V118H83ZM86 119L88 120V117H87ZM165 119H166V118H165ZM180 119H181V117H180ZM180 119H179V120H180ZM183 119H184V118H183ZM257 119H258V118H257ZM43 120H44V119H43ZM46 120H47V118H46L44 121H46ZM53 120H54V119H53ZM81 120H82V118H81ZM134 120H135V119H134ZM137 120H138V119H137ZM143 120H144V119H143ZM174 120L176 121V123H177L176 125H177V126H182V125H181V120H182V119L179 121L178 118H177L178 122H177L176 118H175ZM174 120H173V121H174ZM51 121H52V120H51ZM51 121H49V122L51 123ZM30 122H31V121H30ZM46 122H47V121H46ZM53 122H54V121H53ZM88 122H89V120H88ZM142 122H143V121H142ZM151 122H153V123L155 122V123H156V120L154 119L153 121H150V123H151ZM179 122H180V124H178ZM185 122H186V121H185ZM187 122L190 123L189 120H187ZM96 123H97V122H96ZM96 123H94V124L96 125ZM148 123H149V121H147L146 125H147ZM155 123H154V124H155ZM201 123H203V122L201 121ZM55 124H56V123H55ZM140 124H141L142 126H144L143 123H139V124L137 125V127H140ZM183 124H184V122H183ZM186 124H187V123H186ZM186 124H185V125H186ZM45 125H46V124H45ZM56 125H57V124H56ZM109 125H110V123H109ZM148 125H149V124H148ZM148 125H147V126H148ZM150 125H151V127H153L152 123H151ZM174 125H175V124H174ZM188 125H189V124H188ZM192 125H193V127L195 126L194 123H192ZM199 125H200V124H199ZM53 126L55 127L54 129H56V126H55L54 124H53ZM135 126H136V125H135ZM155 126H156V124H155ZM183 126H184V125H183ZM200 126H201V125H200ZM41 127H42V126H41ZM45 127H46V126H45ZM45 127H44V128H45ZM49 127H50V126H49ZM57 127H58V126H57ZM112 127H113V125H112ZM112 127H111V128H112ZM145 127H146V126H145ZM149 127H150V126H149ZM161 127L164 128L165 126H161ZM161 127L158 126L157 128H159V130H161ZM201 127H202V126H201ZM105 128H106V125H105ZM177 128H178V127H177ZM183 128H184V127H183ZM188 128H189V127H188ZM255 128H257V129H255ZM45 129H46V128H45ZM45 129H43V130L45 131ZM47 129H48V128H47ZM57 129H58V128H57ZM78 129H79V128H78ZM164 129H166V128H164ZM180 129H181V128L176 129V130H177V131H178V130L180 131ZM189 129H190V128H189ZM189 129L187 130V128H186L187 131H183V133L186 132V133L188 134ZM51 130H52V129H51ZM98 130H99V128H98ZM151 130H153V131L156 130V127H154V129L151 128ZM151 130H150V131H151ZM184 130H185V129H184ZM19 131H20V129H19ZM38 131H39V130H38ZM46 131H48V130H46ZM73 131H74V129H73ZM161 131H162V130H161ZM26 132H27V131H26ZM29 132H30V131H29ZM156 132H158V130H156ZM170 132L172 133L173 131H170ZM181 132H182V131H181ZM181 132H179V133H181ZM42 133H43V135H44V132H42ZM42 133H41V134H42ZM60 133H61V132H60ZM62 133H63V132H62ZM95 133H96V132H95ZM151 133L154 134V135H156V136H159V135H162V134L164 133V130H163L162 134H161L160 131H159V132L157 133L158 135L155 134V131H154V132H151ZM159 133H160V134H159ZM190 133H191V132H190ZM190 133H189V134H190ZM23 134H24V133H23ZM23 134H22V135H23ZM27 134H28V133H27ZM48 134H50V133L48 132ZM51 134H52V133H51ZM55 134H56V133H55ZM68 134H70V133H68ZM145 134H147V133H145ZM148 134H150V133H148ZM148 134H147V135H148ZM152 134H151V136L153 137ZM173 134H174V133H172V135H173ZM189 134L186 135V137L189 138V141L187 140V141L185 142V144H186V143L188 144V142L191 143V141H190L191 134H190V137H189ZM17 135H18V134H17ZM19 135H20V134H19ZM38 135H40V134H38ZM53 135H54V134H53ZM60 135H61V134H60ZM115 135H116V136L118 135L117 132L114 134V136H115ZM122 135H123V133H122ZM130 135H131V134H130ZM140 135H141V134H140ZM164 135L167 136L166 138H168V135H169V137H170V134L167 135V133H166V134H164ZM172 135H171V136H172ZM181 135H182V133H181ZM26 136H27V135H26ZM28 136H29V135H28ZM45 136H46V135H45ZM45 136H44V138H45ZM116 136H115V137H116ZM141 136L143 137V135H141ZM173 136H174V135H173ZM173 136H172V138L170 137L169 140H171V139L174 140V139L176 138L175 136H174V137H173ZM41 137H42V136H41ZM41 137H39V139H40ZM46 137H47V136H46ZM51 137H52V136H51ZM51 137H50V138H51ZM56 137H57V136H56ZM92 137H93V136H92ZM115 137H113V138L115 139ZM152 137H151V138H152ZM160 137H161V136H160ZM14 138H15V137H14ZM58 138H59V137H57V139H58ZM60 138H61V137H60ZM96 138H97V137H96ZM105 138H106V137H105ZM134 138L138 139L137 137H133V140H134ZM34 139H35V138H34ZM71 139H72V138H71ZM97 139H98V138H97ZM114 139H113V141H114ZM153 139H154V137H153ZM162 139H164V138H162ZM197 139H199V138H197ZM19 140H20V139H19ZM26 140H27V139H26ZM59 140H62V138L59 139ZM93 140H94V139H93ZM99 140H101V138L98 139V142H99ZM102 140H103V139H102ZM111 140H112V138H111ZM118 140L120 141V139H118ZM139 140H140V139H139ZM155 140H157V139H155ZM164 140H165V139H164ZM169 140H167V141H169ZM172 140H171V141H172ZM175 140H177V139H175ZM28 141H29V140H28ZM32 141H33V140H32ZM38 141H39V140H38ZM53 141H54V140H53ZM69 141H70V140H68V143H69ZM137 141H138V140H137ZM140 141H141V140H140ZM140 141H139V142H140ZM179 141H180V140H179ZM179 141H176V143L178 142L177 144H179ZM21 142H23V141H21ZM88 142H89V141H88ZM101 142H102V141H101ZM105 142H106V140H105ZM107 142H109V141H107ZM111 142H112V141H111ZM115 142H116V141H115ZM132 142H133V141H132ZM134 142H135V140H134ZM134 142H133V144H136V145L139 143V142H136V143H134ZM141 142H142V141H141ZM199 142H200V141H199ZM225 142H226V141H225ZM18 143H19V142H18ZM27 143L29 144L30 142H27ZM27 143H26V144H27ZM32 143H33V142H32ZM37 143H38V142H37ZM68 143H66V144H68ZM160 143H161V142H160ZM89 144H90V143H89ZM106 144H107V143H106ZM106 144H105V145H106ZM108 144H109V143H108ZM140 144H141V143H140ZM174 144H175V143H174ZM180 144H181V143H180ZM196 144H198L197 141H196ZM30 145H32V144H30ZM50 145H51V144H50ZM52 145L54 146V144H52ZM62 145H63V144H62ZM64 145H65V143H64ZM113 145H114V144H113ZM119 145H120V144H119ZM119 145H117V146H119ZM138 145H139V144H138ZM141 145H144V144L142 143ZM175 145H176V144H175ZM11 146H12V145H11ZM24 146H25V145H24ZM27 146H28V145H27ZM37 146H38V145H37ZM47 146L49 147V144H47ZM53 146H52V147H53ZM102 146H103V144H102ZM106 146H107V145H106ZM109 146H110V144H109ZM115 146H116V144H115ZM115 146H114V147H115ZM117 146H116V149H117V148H120V146H119V147H117ZM132 146H133V145H132ZM154 146H156V144H154ZM154 146H153V148H154ZM176 146H178V145H176ZM176 146H175V147H176ZM202 146H203V144H202ZM28 147H29V146H28ZM28 147H27V148H28ZM126 147H127V146H125L124 148L126 149ZM129 147H131V146H129ZM129 147H127V149H128ZM134 147H135V146H134ZM142 147H143V146H141V148H142ZM144 147H146V146H144ZM144 147L142 148L143 152H144V149H145ZM150 147H151V146H150ZM196 147H197V145H196ZM198 147H199V146H198ZM203 147H204V146H203ZM228 147H229V146H228ZM22 148H23V147H22ZM56 148H57V146H56ZM60 148H62V146H61ZM70 148H72L71 145H70ZM89 148H90V147H89ZM200 148H201V146H200ZM19 149H20V147H19ZM53 149H54V148H53ZM53 149H52V150H53ZM103 149H105V147H104ZM116 149H115V150H116ZM122 149H123V148H122ZM146 149H148V147H147ZM146 149H145V150H146ZM149 149H151V148H149ZM149 149H148V150H149ZM154 149H155V148H154ZM0 150H1V149H0ZM14 150H15V149H14ZM17 150H18V149H17ZM57 150H58V149H57ZM57 150H56V151H57ZM71 150H72V149H71ZM151 150H152V152H153V149H151ZM151 150H149L148 153L151 152ZM174 150H175V149H174ZM174 150H173V151H174ZM195 150H196V152H197V151L200 152V150H197V149H195ZM202 150H203V149H202ZM204 150H205V149H204ZM209 150H210V149H209ZM212 150H213V149H212ZM232 150H233V148H232ZM24 151H25V149H24ZM24 151H23V152H24ZM56 151H54V152H56ZM99 151H101V150H99ZM163 151H164V150H161V152H163ZM207 151H208V149H207ZM207 151H206V152H207ZM23 152H22V153H23ZM36 152L38 153V151H36ZM66 152H67V151H66ZM72 152H73V150H72ZM82 152H83V151H82ZM96 152H97V151H96ZM112 152H113V149H112L111 153H112ZM118 152H119V150L117 151V153H118ZM158 152H159V151H158ZM158 152H157L156 154H154V155L156 156V157H155V161H156L157 155L160 153V152H159V153H158ZM199 152H198V154H199ZM236 152H237V151H236ZM17 153H18V152H17ZM45 153H46V155H47V152H45ZM61 153H63V151H62ZM61 153H60V154H61ZM64 153H65V152H64ZM64 153H63V154H64ZM67 153H68V152H67ZM99 153H100V152H99ZM113 153H114V152H113ZM113 153H112L111 155H113ZM120 153H121V152H120ZM120 153H118V154L120 155ZM122 153L124 154V152H122ZM122 153H121V155H123ZM141 153H142V151H141ZM148 153H145V154H148ZM170 153H171V152H170ZM220 153H221V152H220ZM222 153H223V152H222ZM231 153H232V152H231ZM126 154H127V151L125 152V156H124V155H123V156L126 157V156H127ZM163 154H164V153H163ZM173 154H174V153H173ZM198 154L195 153V154H194V157H195V155H198ZM224 154L226 155V152H225ZM233 154H235V153H233ZM20 155H21V154H20ZM96 155H97V154H96ZM98 155H99V154H98ZM136 155H137V154H136ZM138 155H139L138 158H140V157L142 158V157H143V155L141 156L140 153H138ZM151 155H152V154H151ZM151 155H150V157H151ZM160 155H161V153H160ZM225 155H223V156H225ZM229 155H230V154H229ZM34 156H35V154H34ZM52 156H53V155L51 154V159L54 158V156H53V158H52ZM55 156H56V153H55ZM58 156H59V152H57V157H58ZM61 156H62V154L60 155V159L63 161V159L61 158ZM65 156H66V155H65ZM68 156H69V155H67V157H68ZM102 156H103V154H102ZM115 156H116V155H115ZM163 156H164V155H163ZM181 156H182V155H180V158H181ZM47 157H48V156H47ZM100 157H101V156H100ZM112 157H113V156H112ZM119 157H120V156H119ZM119 157H118V159L120 160V159L122 158V156H121V158H119ZM133 157H135V156H133ZM133 157H132V159H133ZM150 157H149L148 159H150ZM166 157H169V156L166 155ZM192 157H193V155H192ZM192 157H191V158H192ZM204 157H205V156H204ZM209 157H210V156H209ZM34 158H35V157H34ZM49 158H50V157H49ZM63 158H64V162H65V161H68L71 157L69 156V157H68V160H66L65 157H63ZM107 158H108V157H107ZM107 158H106V159H107ZM116 158H117V157H115V159H116ZM126 158H127V157H126ZM151 158H154V157L152 156ZM175 158H176V156L174 157V159H175ZM188 158H189V157H188ZM202 158H203V157H202ZM9 159H10V157H9ZM23 159H24V157H23ZM58 159H59V158H58ZM60 159H59V160H60ZM109 159H110V157H109ZM124 159H125V158H124ZM127 159H128V158H127ZM136 159H137V158H134V161H132V162H135ZM148 159H147L146 161H148ZM176 159H177V158H176ZM182 159H183V158H182ZM211 159H212V156H211ZM213 159H214V158H213ZM20 160H21V159H20ZM61 160H60V161H61ZM91 160H92V159H91ZM119 160H118V161H119ZM121 160H123V159H121ZM125 160H126V159H125ZM125 160H124V161H125ZM137 160H138V159H137ZM137 160H136V161H137ZM139 160H141V159H139ZM142 160H143V159H142ZM150 160H151V159H150ZM179 160H180V159H179ZM186 160H187V158L185 159V162H184V163H187V162H188V161L186 162ZM199 160H200V159H199ZM207 160H208V158H207ZM207 160H206V161H207ZM214 160H215V159H214ZM214 160H213V161H214ZM217 160H218V159H217ZM42 161H43V160H42ZM50 161H51V160H50ZM50 161H49V162H50ZM60 161H59V162L56 161V162H58V163H55V166H56V164L60 165V163H61ZM69 161H70V160H69ZM94 161H95V160H94ZM96 161H97V160H96ZM96 161H95V162H96ZM103 161H104V160H103ZM112 161H113V160H112ZM126 161H127V160H126ZM159 161H160V158H159ZM159 161L157 160V163H158ZM175 161H177V160H175ZM175 161L172 159V162H175ZM196 161H197V160H196ZM236 161H237V160H236ZM23 162H24V161H23ZM23 162H22V163H23ZM27 162H28V161H27ZM27 162H26V163H27ZM47 162H48V161H47ZM64 162H62V168H63V166H64V165H63ZM92 162H93V161H92ZM197 162H198V161H197ZM211 162H212V161H211ZM211 162L208 161L207 163H210V164H211ZM67 163H69V162H67ZM93 163H94V162H93ZM98 163H100V162L98 161ZM103 163H104V162H103ZM108 163H109V162H108ZM108 163L106 162V165H108ZM121 163H122V161H121ZM121 163H120V164H121ZM123 163H124V162H123ZM128 163H129V162H128ZM141 163H144V162H141ZM150 163H151V161H150ZM150 163H148V164H150ZM162 163H164V162H162ZM176 163H177V162H175V164H174V163H172V164L176 165ZM194 163L196 164L195 160L193 161V164H194ZM207 163H205V164H207ZM262 163H263V162H262ZM24 164H25V163H24ZM64 164H65V166H66V163H64ZM81 164H82V163H81ZM96 164H97V163H96ZM109 164H110V163H109ZM120 164H119V165H120ZM144 164H145V163H144ZM170 164H171V163H170ZM189 164L192 165V164H191V161L189 162ZM189 164H187L188 167H187V165H186L185 168H189ZM195 164H194V165H195ZM199 164H201V163L198 162V166H196V169H197V167H200ZM202 164H204L203 161H202ZM202 164H201V165H202ZM230 164H231V163H230ZM42 165H43V164H42ZM48 165H50V164H47V166H48ZM51 165H53V164H51ZM94 165H95V164H94ZM97 165H98V164H97ZM103 165L105 166V164H103ZM103 165H102V166H103ZM113 165H115V164H113ZM133 165H134V164H133ZM133 165H132V166L130 165V167H133ZM135 165H136V164H135ZM138 165H139V163H138ZM160 165H162V164L160 163L158 166H160ZM178 165H179V163H178ZM182 165H183V163H182ZM24 166H25V165H24ZM53 166H54V165H53ZM60 166H61V165H60ZM60 166H56L55 168L60 167ZM99 166H100V164H99ZM104 166H103V167H104ZM121 166L123 167V164H121ZM124 166H125V165H124ZM126 166H127V165H126ZM126 166H125L124 169H126ZM139 166H141V165H139ZM150 166H151V165H150ZM154 166H155V165H154ZM170 166H172V168H174L173 165H170ZM183 166H184V165H183ZM192 166H193V165H192ZM45 167H46V166H45ZM76 167H77V166H76ZM100 167H101V166H100ZM105 167H106V166H105ZM107 167H109V166H107ZM107 167H106V168H107ZM134 167H135V166H134ZM136 167H137V166H136ZM162 167H163V166H162ZM181 167H182V166H181ZM190 167H191V166H190ZM213 167H214V166H212V168H213ZM51 168H52V167H51ZM51 168H50V170L54 169V168H52V169H51ZM62 168L59 170V171H61V170H62V171L59 172L58 174H59V176H60V173H61L62 178H64L63 180L66 181V180H67V179H66V175H65L66 173H65V174L63 173L64 170H63ZM70 168H71V167H70ZM72 168H73V167H72ZM81 168H83V167H81ZM106 168H105V169H106ZM109 168H110V167H109ZM119 168H120V167H118V169H119ZM143 168H144V166H143ZM143 168H142V169H143ZM145 168H146V167H145ZM155 168H156V166H155ZM160 168H161V167H160ZM167 168H170V167H167ZM167 168H166V169H167ZM176 168H179V166L177 167V165H176L175 169H176ZM201 168H202V167H201ZM212 168H210V169H212ZM0 169H1V168H0ZM36 169H37V168H36ZM99 169H100V170H99V172H100V171H101V168H99ZM107 169H108V168H107ZM124 169H123V170H124ZM146 169H147V168H146ZM152 169H153V168H152ZM152 169H150L151 171H150V170H149V171L152 172ZM180 169H181V168H180ZM196 169H194V170H196ZM2 170H3V169H2ZM39 170H40V169H39ZM42 170H43V169H42ZM95 170H96V169H95ZM97 170H98V168H97ZM97 170H96V171H97ZM112 170H113V169H111L110 171H112ZM121 170H122V169H121ZM121 170H120V171H121ZM123 170H122V172H123ZM143 170H145V169H143ZM153 170H155V169H153ZM163 170H165V169H163ZM183 170H184V167L182 168V171H183ZM186 170H187V169H186ZM188 170H189L191 173L188 172ZM188 170L186 171V173L188 172V173H190L191 175L194 173V172L192 173V169H188ZM194 170H193V171H194ZM219 170H220V168H219V169L217 168V171H219ZM5 171H6V170H5ZM67 171H68V170H67ZM72 171H73V170H72ZM117 171H118V170H117ZM124 171H125V170H124ZM175 171H176V170H175ZM178 171H179V170H178ZM208 171H210V170H208ZM215 171H216V170H215ZM215 171H214V173H215ZM51 172H52V171H51ZM55 172H56V171H55ZM76 172H77V171H76ZM78 172H79V171H78ZM78 172H77V174H78ZM106 172H107L106 170H105V172H104V168H103V174L100 175L101 179L106 178ZM108 172H109V171H108ZM113 172H114V171H112V173H113ZM118 172H119V171H118ZM118 172H117V173H118ZM125 172H126V171H125ZM144 172H145V171H144ZM150 172H149V173H150ZM154 172H156V171H154ZM179 172H180V171H179ZM200 172H201V171H200ZM200 172H199V173H200ZM219 172H220V171H219ZM56 173H57V172H56ZM62 173H63V175H64L65 177H63ZM145 173H146V172H145ZM145 173H144V175H145ZM152 173H153V172H152ZM152 173H151V174H152ZM186 173H185V174H186ZM201 173H202V172H201ZM256 173H257V172H256ZM6 174H7V171H6ZM46 174H48V172H47ZM72 174H74V173H72ZM72 174H70V172L68 173V175H72ZM104 174H105V177L103 178ZM125 174H126V173H125ZM125 174H124V176H125ZM137 174H138V173H137ZM147 174H148V172H147ZM167 174H168V173H167ZM170 174H171V173H169L168 175H170ZM190 174H189V175H190ZM195 174H196V173H195ZM197 174H198V172H197ZM197 174L194 175V177L197 176V179H199L198 176H199L200 174H198V175H197ZM212 174H213V172H212ZM212 174H211V175H212ZM38 175H39V174H38ZM38 175H37V176H38ZM49 175H51V174H48V176H49ZM91 175H92V174H91ZM94 175H95V174H94ZM144 175H142V176H144ZM1 176H2V175H1ZM4 176H5V175H4ZM75 176H76V175H75ZM77 176L80 177L79 175H77ZM124 176H123V177H124ZM151 176H152V175H151ZM161 176H163V175H161ZM182 176H183V174H182ZM184 176H185V175H184ZM200 176L203 178L204 175L202 176V174H201ZM200 176H199V177H200ZM235 176H236V175H235ZM34 177H35V176H34ZM51 177H53V174H52ZM68 177H69V176H68ZM68 177H67V178H68ZM100 177H99V178H100ZM107 177H108V176H107ZM123 177H122V178H123ZM140 177H141V176H140ZM175 177H176V176H175ZM187 177H188V176H187ZM218 177H219V176H217L216 178L219 179ZM229 177H230V176H229ZM9 178H10V177H9ZM14 178H15V177H14ZM73 178H74V176H72V179H73ZM90 178H91V177H90ZM90 178H89V179H90ZM99 178H98V179H99ZM138 178H139V177H138ZM156 178H158V177H156ZM202 178H201V179H202ZM204 178H205V180H206V177H204ZM220 178H222V177H220ZM12 179H13V176H12ZM53 179H54V178H53ZM65 179H66V180H65ZM68 179L71 181V178H68ZM79 179H80V178H79ZM106 179H107V178H106ZM106 179H104V180H106ZM185 179H189V180H190V177H188V178L184 177V179H182V181L185 180ZM195 179H196V178H195ZM201 179H200V180H201ZM253 179H254V178H253ZM14 180H15V179H14ZM76 180L78 181V183L80 182L78 179H76ZM76 180H75V181H76ZM108 180L110 181V179H108ZM137 180H138V179H137ZM147 180H148V179H147ZM155 180H156V179H155ZM192 180H193V179H191V182H188V184H189V183L191 184V183H192ZM202 180H203V179H202ZM12 181H13V180H12ZM15 181H17V180H15ZM21 181H22V180H21ZM72 181H73V180H72ZM72 181H71V182H72ZM81 181H82V180H81ZM90 181H91V180H90ZM119 181H122V180H119ZM134 181H135V180H134ZM153 181H154V180H153ZM174 181H175V180H174ZM196 181H197V180H196ZM227 181H229L230 183H232V182H231V181H232V178H228ZM227 181H226V182H227ZM37 182H38V181H37ZM61 182H62V181H61ZM91 182H92V181H91ZM106 182H107V181H106ZM106 182H105V183H106ZM150 182H152V181H150ZM184 182H185V181H184ZM205 182H206V181H205ZM220 182H221V181H220ZM220 182H219V183H220ZM224 182H225V181H223V183H224ZM226 182H225V184H226ZM69 183H70V182H69ZM72 183L77 185V183H74V182H72ZM72 183H71V184H72ZM93 183H94V181H93ZM103 183H104V182H103ZM105 183H104V184H105ZM110 183H111V182H109V184H110ZM113 183H114V182H113ZM120 183H121V182H120ZM122 183L124 184V182H122ZM127 183H128V182H127ZM157 183H158V182H157ZM157 183H156V185H155V183H154V185L157 186L156 188L158 189V185H160L161 182H160V184H159V183L157 184ZM174 183L176 184V182H174ZM193 183H194V182H193ZM221 183H222V182H221ZM0 184H1V183H0ZM60 184H61V183H60ZM89 184H90V183H89ZM89 184H88V186H89ZM133 184H134V183H133ZM227 184H228V182H227ZM9 185H10V184H9ZM18 185H19V184H18ZM106 185H107V184H106ZM106 185H105V186H106ZM176 185H179V184L177 183ZM197 185H198V183H197ZM206 185H207V184H206ZM210 185H211V184H210ZM242 185H243V184H242ZM258 185H259V184H258ZM258 185H255V186L253 185V186H254L253 188L255 189V187H258ZM262 185H264V184H263L262 181H261V186H262ZM79 186H80V185L78 184V187H79ZM102 186H103V185H102ZM111 186H112V184H111ZM120 186H121V188H122V184L119 185V187H120ZM125 186H126V188H127V185H125ZM137 186H138V185H137ZM143 186H144V185H143ZM227 186H228V185H227ZM261 186L259 185V189H262V188H263V187H261ZM65 187H66V186H65ZM81 187H82V186H81ZM89 187H90V186H89ZM106 187H107V186H106ZM108 187H109V186H108ZM112 187H113V186H112ZM119 187H117V188H119ZM130 187H132V186H130ZM134 187H135V186H134ZM141 187H142V186H141ZM171 187H172V185H171ZM179 187H180V185H179ZM189 187H190V185H188V188H189ZM210 187H211V186H210ZM219 187H220V184H219ZM225 187H226V186H224V188H225ZM79 188H80V187H79ZM103 188H104V187H103ZM114 188H115V187H114ZM156 188L154 187V189H156ZM193 188H195V187H193ZM208 188H209V186H208ZM220 188H223V186L221 185ZM4 189H5V188H4ZM94 189H95V188H94ZM108 189H109V188H108ZM150 189H151V187H150ZM171 189H172V188H171ZM206 189H207V188H206ZM113 190H114V189H113ZM130 190H131V189H130ZM130 190H129V187H128V191H130ZM142 190H143V188L141 189V191H142ZM147 190H148V189H147ZM152 190H153V189H152ZM176 190H177V188H176ZM189 190H190V189H189ZM193 190H195V189H193ZM207 190H208V189H207ZM249 190H250V188H249ZM256 190H257V189H256ZM68 191H69V190H68ZM82 191H83V190H82ZM107 191H108L107 188L105 189V191L101 190V192H105V193H102V194H106ZM157 191H158V190H157ZM161 191H162V190H161ZM182 191H183V190H182ZM196 191H197V189H196ZM196 191H195V192H196ZM245 191L248 193V192H250L251 190H250V191L245 190ZM260 191H261V190H260ZM263 191H264V189L262 190V192H263ZM4 192H5V190H4ZM31 192H32V191H31ZM109 192H110V190H109ZM112 192H113V191H111V194H112ZM133 192H134V191H133ZM142 192H143V191H142ZM142 192H141V193H142ZM149 192H150V191H149ZM171 192H173V191H171ZM197 192H198V191H197ZM251 192H252V191H251ZM251 192L249 193L248 196H250ZM257 192H258V191H257ZM257 192H256V193H257ZM22 193H23V192H22ZM33 193H34V192H33ZM85 193H86V192H85ZM90 193H91L90 196L92 197V196H94L93 194H94L95 192H94V190H93V193H92V191H91ZM90 193L87 192V196H88V194H90ZM120 193H121V192H120ZM131 193H132V192H130V195H131V196L129 195V199H130V197H132V194H131ZM137 193H138V191H137ZM145 193H146V191H145ZM182 193H183V192H182ZM188 193H189V192H188ZM206 193L208 194V192H206ZM206 193H205V195H207ZM256 193L252 194V195H251L252 198H250V199H252L253 202H255V207H258V203H257L258 197H257V194H256ZM37 194H39V193H37ZM53 194H54V193H53ZM107 194H108V193H107ZM135 194H136V193H135ZM150 194H151V193H150ZM154 194H155V193H154ZM157 194H158V192H157ZM172 194H173V193H172ZM185 194H187V193H185ZM194 194H195V193H194ZM219 194H220V193H219ZM258 194H259V192H258ZM8 195H9V194H8ZM33 195H34V194H33ZM33 195H32V196H33ZM41 195H42V194H41ZM46 195H47V194H46ZM48 195H49V194H48ZM57 195H58V194H57ZM120 195H121V194H120ZM120 195H119V197H120ZM140 195H141V194H140ZM140 195H139V196H140ZM142 195H144V194L142 193ZM145 195H147V194H145ZM162 195H163V191H162ZM166 195H167V194H166ZM166 195H165V197L169 198V197H168L169 194H168V196H166ZM209 195H210V193H209L208 196H207L209 202L211 203L212 201H215V199L213 200V198H211V196H213V195H211V196H209ZM222 195H223V194H222ZM231 195H232V196H233V195L236 196V192H235L234 188H231ZM5 196H7V195H5ZM12 196H13V194L11 195V197H12ZM18 196H19V195H18ZM29 196H30V195H29ZM29 196L27 195L26 198L29 197ZM34 196H35V195H34ZM34 196H33L32 198H34ZM50 196H51V195H50ZM136 196H137V195H136ZM136 196H135V197H136ZM139 196H138V197H139ZM147 196H148V195H147ZM171 196H172V195H171ZM189 196H190V194H188L187 197H186V196H185V197H186V198H189ZM195 196H196V194H195ZM197 196H198V194H197ZM197 196H196V197H197ZM226 196H227V195H226ZM11 197H10V198H11ZM37 197L39 198V195H38ZM40 197H41V196H40ZM48 197H49V196H48ZM52 197H53V196H51V198H52ZM111 197H113V196H110V199H111ZM135 197H134V198H135ZM143 197H145V196H143ZM155 197H156V196H155ZM179 197H180V194H179ZM185 197H183L182 200L180 199L181 201H183V203H184V198H185ZM191 197H192V196H191ZM209 197L212 199L211 201H210ZM219 197L222 198L221 196H219ZM238 197H239V195H238ZM246 197H247V194H246ZM246 197H244L246 200L242 197V198L244 199V200H243L244 202L248 201ZM7 198H9V197H7ZM49 198H50V197H49ZM71 198H72V197H71ZM84 198H85V197L82 198V201H83ZM94 198L99 199V198H98V195H97V197L94 196ZM108 198H109V197H108ZM114 198H115V197H114ZM136 198H137V197H136ZM157 198H158V196H157ZM180 198H181V197H180ZM186 198H185V201H186ZM198 198H199V197H198ZM224 198H225V197H224ZM5 199H6V198H5ZM40 199H41V198H39V200H40ZM44 199H45V198H44ZM44 199H43V202H44ZM58 199L60 200L61 198L58 197ZM68 199H69V198H68ZM129 199H128V200H129ZM131 199H132V198H131ZM142 199H143V198L141 197V199H139V200L142 202ZM150 199H151V198H150ZM203 199H204V198H203ZM218 199H219V198H218ZM248 199H249V198H248ZM262 199H263V197H261V200H260V198H259V200H260L261 202H262ZM7 200H8V199H7ZM7 200H6V201H7ZM39 200L37 199V201H39ZM50 200H52V199H50ZM75 200H76V202H77V198H76ZM84 200H85V199H84ZM120 200H121V199H119V202H123V201H120ZM154 200H155V198H154ZM172 200H173V199H172ZM172 200L169 201V203L174 201V200H173V201H172ZM180 200H179V201H176V199H175V202H177V203H175V205H177V204H181L182 202L180 203ZM199 200H200V199H198L197 201H199ZM208 200H207V198H206V201H208ZM220 200H221V199H220ZM241 200H242V199H241ZM241 200H240V201H241ZM252 200H251V201H252ZM263 200H264V199H263ZM20 201H21V200H20ZM24 201H25V200L23 199V202H24ZM30 201H32L31 203L34 202L33 199L30 200ZM35 201H36V198H35ZM57 201H58V200H57ZM63 201H64V200H63ZM87 201H88V200H87ZM97 201H98V200H97ZM109 201H110V200H109ZM132 201H133V200H132ZM132 201H131V202H132ZM237 201L239 202V199H238ZM237 201H234L233 204L238 205L239 203H238ZM40 202H42V201H40ZM47 202H48V203L50 202V204H51V203L54 204V203L51 202V201H47ZM58 202H59V204H60V201H58ZM76 202H75V203H76ZM79 202H80V201H78L77 203H79ZM89 202H90V201H89ZM98 202L100 203L101 201H98ZM105 202H106V201H105ZM107 202H108V201H107ZM107 202H106V204H107ZM129 202H130V201H129ZM137 202H138V200H136V204H137ZM146 202H147V201H146ZM151 202H152V201H151ZM190 202H191V201H190ZM190 202H189L190 205H192V204L194 203L193 201L191 202L192 204H191ZM220 202H221V201H220ZM222 202H223V201H222ZM222 202H221V205H222ZM258 202H259V201H258ZM20 203H21V202H20ZM75 203H74V204H75ZM109 203H110V202H108L109 207H111L110 205H115V204H109ZM132 203H134V202H132ZM132 203H131V204H132ZM142 203H143V202H142ZM148 203H149V202H148ZM152 203H153V202H152ZM152 203H151V204H152ZM156 203H157V202H156ZM212 203H213V202H212ZM212 203H211V204H212ZM236 203H238V204H236ZM259 203H260V202H259ZM262 203H263V202H262ZM21 204H23V203H21ZM34 204H39V203L36 202V203H34ZM34 204H33V205L31 204V205H32L31 207H33ZM42 204H43V203H42ZM44 204H46V203H44ZM44 204H43V205H44ZM50 204H49V205H50ZM65 204H66V202H65ZM70 204H71V206L73 205V203H70ZM82 204H83V203H82ZM84 204H85V202H84ZM86 204H87V203H86ZM86 204H85L84 206H87ZM92 204H93V203H91L90 206H95V205H92ZM97 204H98V203H97ZM97 204H96V205H97ZM172 204H174V202H173ZM205 204H206V203H205ZM207 204H209V203H207ZM247 204H249V203H247ZM28 205H29V204H28ZM40 205H41V203H40ZM61 205H62V204H60L59 206H61ZM66 205H69V203L66 204ZM118 205H119V204H118ZM132 205H133V204H132ZM140 205L142 206V204L139 203L138 208L141 207ZM235 205H234V206H235ZM263 205H264V204H263ZM18 206H19V208L22 207V206L20 207L19 204H18ZM41 206H42V205H41ZM80 206H81V208H82L81 202H80ZM116 206H117V205H116ZM120 206H121V205H120ZM128 206H129V205H128ZM144 206H145V205H144ZM147 206H148V205H147ZM147 206H146L145 208H146L147 211H148V207H147ZM153 206H156V205L154 204ZM166 206H167V205H166ZM170 206H171V204H170ZM170 206H169V207H170ZM172 206H174V205H172ZM184 206H185V205H184ZM200 206H201V204H200ZM200 206H199V207L197 206V207L200 209ZM29 207H30V206H29ZM36 207H37V206H36ZM43 207H44V206H43ZM96 207H97V206L93 207L94 210L97 209ZM118 207H119V206H118ZM142 207H143V206H142ZM142 207H141V208H142ZM191 207H192V206H191ZM219 207H220V206H218V208H219ZM0 208H2V207L0 206ZM27 208H28V207H27ZM56 208H58V207H56ZM56 208H55V209H56ZM60 208H61V207H60ZM62 208H63V207H62ZM68 208H70V207H68ZM68 208H67V209H68ZM71 208H72V207H71ZM74 208H75V210H76V207H75V206H74ZM95 208H96V209H95ZM113 208H114V207H113ZM115 208H117V207H115ZM122 208H125V207H122ZM122 208L119 207V209H121V210H122ZM130 208H131V207H130ZM154 208L156 209L157 207H154ZM154 208H153V210H154ZM174 208H175V209H174ZM35 209H36V208H35ZM39 209H40V208H39ZM44 209L47 210L48 207H47V209H46V207H45ZM67 209H66V210H67ZM79 209H80V208H79ZM91 209H92V208H91ZM117 209H118V208H117ZM132 209H133V207H132ZM132 209H131V210H132ZM142 209H144V208H142ZM146 209H145V210H146ZM171 209H172V210H176V207H172ZM184 209H186V207H184ZM195 209H196V208H195ZM202 209H203V207H202ZM206 209H207V208H206ZM263 209H264V207H263ZM1 210H3V208H2ZM37 210H38V209H37ZM45 210H44V213L46 212ZM53 210H54V209H53ZM59 210H60V209H59ZM59 210H57V211H59ZM63 210H64V208H63ZM72 210H73V209H72ZM72 210L70 209L69 213L72 214V212H71ZM75 210H73V212H74L73 214H74V215H75V213H76ZM80 210H81V209H80ZM82 210H83V209H82ZM82 210H81V212H83ZM114 210H115V209H114ZM127 210L129 211L130 209H129V208L127 209V207H126V210H124V213L127 212ZM153 210H152L151 212H153ZM163 210H164V209H163ZM208 210H209V209H207V211H208ZM257 210H258V209H257ZM257 210H255V212H256ZM48 211H49V210H48ZM48 211H47V212H48ZM50 211H51V210H50ZM57 211H56L55 213H53V214L61 213L60 215H62V214L64 213L65 215H67L66 212H67L68 210L65 211V212H64V211H63V212H62V211H61V212H57ZM104 211H105V210H104ZM135 211H136V210H134V213H135ZM156 211H157V210H156ZM156 211L154 210V212H156ZM169 211H170V210H169ZM178 211H179V207H178ZM199 211H204V210H199ZM212 211H213V210H210V212H212ZM252 211H253V210H252ZM2 212H3V211H2ZM79 212H80V211H79ZM81 212H80V214L82 215ZM84 212H85V211H84ZM145 212H146V211H144V214H143V215H145V214L147 215V212H146V213H145ZM149 212H150V211H148V213H149ZM154 212H153V213H154ZM170 212H171V211H170ZM170 212H168L169 214H168V213L166 214V215H167L166 217H165V215H164L163 217H164V218H167L169 215H171ZM236 212H237V211L233 212L232 214L235 215ZM239 212H240V211H239ZM243 212H244V211H243ZM245 212H246V211H245ZM245 212H244V214H245L246 216H248L249 214H251V213L249 212V214L247 215V213H245ZM253 212H254V211H253ZM6 213H7V212H6ZM15 213H17V212H15ZM21 213H23V212H21ZM67 213H68V212H67ZM118 213H119V212H117V214H118ZM120 213H122V212L120 211ZM137 213H139V212H137ZM153 213H152V216H153ZM171 213H173V211H172ZM200 213H201V212H200ZM208 213H209V212H208ZM217 213H218V211H217ZM222 213L225 214L223 211H222ZM240 213H242V212H240ZM240 213H239V214H240ZM17 214H20V212L17 213ZM50 214H51V212H50ZM64 214H63V216H62V217H63L62 219H65V218H64ZM71 214H70V215H71ZM76 214H78V212H77ZM80 214H79V215H80ZM126 214H127V213H125V216L121 217L122 215H124V214H122L120 217H117V219H119V218H123V219H125L124 217H126ZM140 214H142V213H140ZM204 214H205V213L203 212V213H202V219H203ZM226 214L228 215V212H226ZM232 214H231V215H232ZM236 214H237V213H236ZM242 214H243V213H242ZM37 215H38V214H37ZM81 215H80V216H81ZM110 215H111V214H109V216H110ZM128 215H129V214H128ZM207 215L209 216L208 218H210V214H207ZM216 215H217V214H216ZM220 215H221V213H219V215H218V219L220 218ZM51 216H52V215H51ZM58 216H59V214H58ZM58 216H57V217H58ZM105 216H106V215H105ZM118 216H119V215H118ZM147 216H148V215H147ZM161 216H162V215H160V216H158V217H161ZM183 216H184V217H182V216L177 217V219H176L174 222H171V226H170V228H168V229L166 230L165 234L163 235L164 238L167 237V239L170 240L169 243H172L173 240H176L177 237H179V231H180V229L183 227V224H184V223H187V222H193V223H195V226H196V222H194V221L196 220L195 217H193V216L190 217V215H189V217H186V215H183ZM239 216H241V215H239ZM246 216H244V217H246ZM258 216H259V215H258ZM9 217H10V216H9ZM42 217H45L44 214H43ZM42 217L40 216L39 218H42ZM53 217H54V215H53L51 218H53ZM67 217H69V216L67 215ZM111 217H112V215H111ZM200 217H201V216H200ZM83 218H84V217H83ZM112 218L115 219V216H113ZM112 218H111V219H112ZM127 218H128V216H127ZM152 218H153V217H152ZM164 218H162V219L160 220L162 226L164 225V222H163V221L167 222V220H164ZM168 218L170 219L171 216H169ZM208 218H205V220L207 219V221H208V220H209ZM211 218H212V216H211ZM232 218H233V216H232ZM232 218H231V219H232ZM7 219H8V216H7ZM9 219H11V217H10ZM157 219H158V218H157ZM169 219H168V220H169ZM218 219H217V220H218ZM222 219H224V216H223ZM257 219H258V218H257ZM56 220H57V218H56ZM56 220H55V221H56ZM119 220H121V222H122V219H119ZM129 220H130V219H129ZM131 220H133V219L131 218ZM211 220H212V219H211ZM214 220H215V219H213V222H212V223L209 224V222H211V221H209V222H208V225H207V224L204 225V226H205V229H206L207 227H209V228H207V229H209L210 232L213 233V235L208 236V240H207V242L205 241L204 243H201V242L199 241V242H196L195 244H193V250H192V251H193V253H192V257H193V259H192V262H190L191 264H212V263H214V262H217V264H264V260H263L264 258H260L259 254H258V253H259L258 250H260V249H261V250H264V238H263L262 240H258V241H257V237H256L259 233H260V235L263 234V236H264V233H263V232H264V228H263V226H262L263 224H261V223H263L264 221L261 222V223H259L262 227H260V225H258L256 222L247 223V224H244V223L242 224V222H240L241 224L239 225V223H238L239 221H238V222H236V224L238 223V224H237L238 227H237L236 224L233 223V220H232L231 223H229V221H231V220L229 219V221H228L229 224H228V223L225 221V219H224V220H223V221H224V225L222 224L223 221H222L221 223H219V222H220V221H219V222H216V228H215ZM219 220H220V219H219ZM51 221H53V220H51ZM55 221H54V222H55ZM60 221H63V220H60ZM60 221H59V222H60ZM67 221H68V220H67ZM67 221H65V223H66ZM123 221H124V220H123ZM202 221H203V220H202ZM235 221H236V220H235ZM235 221H234V222H235ZM242 221H243V220H242ZM251 221H252V220H251ZM126 222H127V221H126ZM126 222L124 221V223L127 224L126 226H128L129 224H131V221H130L129 224L126 223ZM162 222H163V223H162ZM225 222H226V224H225ZM2 223H4V221H2ZM63 223H64V222H63ZM65 223H64V224H65ZM213 223H214V224H213ZM217 223H218V224H217ZM187 224H189V223H187ZM212 224H213V225H212ZM219 224H220V226L223 225V227L221 226V227H222V231H221V227H220V228L218 227ZM234 224H235V225H234ZM15 225H16V224H15ZM51 225H53V224H51ZM56 225H57V224H56ZM65 225H66V224H65ZM118 225H119V224H117V226H118ZM131 225H132V224H131ZM157 225H158V224H157ZM217 225H218V226H217ZM225 225H227V226H225ZM233 225L236 226V227L238 228V233H237V234H233V235H230L231 233H230V234H226V235H224V231L226 230V228L228 229V226L231 227V226H233ZM45 226H46V225H45ZM53 226H54V225H53ZM132 226H133V225H132ZM132 226H131V227H132ZM187 226L189 227V225H187ZM224 226H225V227H224ZM234 226H233V227H234ZM3 227H4V226H3ZM35 227H38V226H35ZM57 227H58V226H57ZM57 227H56V228H57ZM83 227H84V229L86 230V231H85V237H86V238H85V241H84V243H85L86 245H90V246H94V245H95V236H94L95 233H94L93 231H98V229H101L102 231H99V232H101V234H103L104 237H105V235H107V229H108V226L106 225V223H102V224L100 225V227H96V224H94L93 221L83 219ZM148 227H149V225H148L146 228H148ZM180 227H181V228H180ZM217 227H218V228H217ZM46 228H47V226H46ZM52 228H54V227H52ZM56 228H55V229H56ZM133 228H134V227H133ZM137 228H138V227H137ZM160 228H162V227H160ZM213 228H215L216 230L213 229ZM48 229H49V228H48ZM55 229H54V230H55ZM62 229H63V227H62ZM62 229H59V230L64 231V229H63V230H62ZM141 229H142V228H141ZM223 229H225V230H223ZM69 230H71V228H70ZM131 230H132V229H131ZM145 230H146V229H145ZM147 230H148V229H147ZM160 230H163V229H159V231H160ZM219 230H220L221 232H223L222 236H220L219 234H216ZM48 231H49V230H48ZM51 231H52V230H51ZM72 231H73V230H72ZM184 231H185V229H184ZM184 231H183L182 233H184ZM207 231H208V230H207ZM234 231H236L235 227H234ZM53 232H54V233H57V232H58V229H57L56 231H53ZM66 232H67V231H66ZM66 232L64 231V233H66ZM185 232H186V231H185ZM230 232H231V231H230ZM261 232H262V233H261ZM59 233H60V232H59ZM59 233H57V234H59ZM78 233H79V232L76 233L77 236L81 234V233H80V234H78ZM145 233H146V231H145ZM189 233H190V232H189ZM219 233H220V232H219ZM49 234H50V233H49ZM51 234H53V233H51ZM51 234H50V236H51ZM185 234H187V233H185ZM193 234H194V233H193ZM7 235H8V234H7ZM46 235H47V232H46ZM61 235H62V232L60 233V236H61ZM64 235H65V234H63V236H64ZM76 235H75V236H76ZM252 235H253V236H252ZM47 236H48V235H47ZM54 236H56V235H54ZM54 236H53V238H54ZM58 236H59V235H58ZM58 236L55 237L56 240H57V237H58ZM68 236H69V235H68ZM82 236H83V235H82ZM155 236H156L157 238H159V237L157 236V234H156ZM160 236H162V235H160ZM39 237H41L40 234L38 235V238H39ZM42 237H43V236H42ZM42 237H41V238H42ZM156 237H155V238H156ZM209 237H210V238H209ZM17 238H18V237H17ZM68 238H69V237H68ZM92 238H93V239H92ZM202 238H207V237H205V236H201L200 233H197L196 235L194 234V239L202 240ZM184 239H185V237H184ZM184 239H183V240H184ZM25 240H26V238H25ZM27 240H28V239H27ZM27 240H26V241H27ZM50 240H52V239H50ZM50 240H49V241H50ZM30 241H31V240H30ZM52 241H53V240H52ZM58 241H59V239H58ZM64 241H65V240H64ZM66 241H67V240H66ZM38 242H39V241H38ZM40 242H41V241H40ZM11 243H13V242H11ZM19 243L21 244V242H19ZM56 243H57V241H56ZM56 243H55V244H56ZM60 243H61V241H60ZM66 243H67V245H68L70 242H66ZM66 243L64 242L65 245H66ZM39 244H41V243H39ZM42 244H43V243H42ZM205 244H206V245H205ZM14 245H15V244H14ZM17 245L19 246V244H17ZM35 245H37V244H35ZM59 245H61V244H59ZM70 245H71V244H70ZM172 245H173V244H172ZM204 245H205V246H204ZM18 246H17V247H18ZM28 246H29V245H28ZM31 246H32V245H31ZM33 246H34V245H33ZM63 246H64V245H63ZM185 246H186V245H185ZM187 246H188V245H187ZM15 247H16V246H15ZM43 247H45V245H43ZM61 247H62V246H60V248H59L60 250H61ZM151 247H152V246H151ZM11 248H12V246H11ZM26 248H27V249H30V248L27 247V246H26ZM31 249H33V248H31ZM35 249H36V248H35ZM35 249H34V250H35ZM64 249H66V248H64ZM64 249H62V250H64ZM78 249H79V248H78ZM132 249H133V248H132ZM132 249H131L130 251H132ZM4 250H6V249H4ZM17 250H18V248H17ZM17 250H16V251H17ZM22 250H23V249H22ZM57 250H58V248H57ZM68 250H70V249H68ZM73 250H74V249H73ZM134 250H135V249H134ZM170 250H171V249H170ZM190 250H191V249H190ZM12 251H13V249H12ZM18 251H19V250H18ZM23 251H24V250H23ZM28 251H29V250H28ZM36 251H37V249H36ZM40 252H41V250H40ZM52 252H53V251H52ZM52 252H51V253H52ZM63 252H64V251H63ZM69 252H70V251H69ZM78 252H79V251H78ZM133 252H134V251H133ZM5 253H6V252H5ZM19 253H20V252H19ZM30 253H31V252H30ZM57 253L59 254V250H58ZM60 253H61V251H60ZM74 253H75V252H74ZM182 253H183V252H182ZM2 254H3V250H2ZM6 254L8 255V252H7ZM27 254H29V253H27ZM35 254H36V253H35ZM35 254H34V255H35ZM54 254H55L54 256H56V253H54ZM65 254H66V252H65ZM68 254H69V256L71 255L70 253H68ZM127 254H128V253H127ZM131 254H132V253H131ZM138 254H139V253H138ZM138 254H137V255H138ZM177 254H178V253H177ZM180 254H181V253H180ZM180 254H179V255H180ZM25 255H26V254H25ZM25 255H23V256H25ZM49 255H50V254H49ZM59 255H60V254H59ZM59 255H58V256H59ZM63 255H64V254H63ZM72 255H73V253H72ZM82 255H84V254H81V256H82ZM132 255H135V254H132ZM179 255H176V256H178V258H179V257H180ZM182 255H183V254H182ZM182 255H181V256H182ZM35 256H37V254H36ZM54 256H53V258H56V257H57V256H56V257H54ZM65 256H66V255H65ZM85 256H86V255H85ZM91 256H92V255H91ZM139 256H140V257H139ZM171 256H172V255H171ZM171 256L169 255V256H167V258H166V256H165L166 259H165L164 257H163L162 259L168 260V257H171ZM33 257H34V256H33ZM42 257H43V255H42ZM46 257H47V256H46ZM48 257H49V256H48ZM62 257H63V256H62ZM66 257H67V256H66ZM66 257H65V258H66ZM79 257H80V256H79ZM79 257H78V258H79ZM130 257H132V256H130ZM136 257H137V259L139 258L140 260H141L142 258H144V256L142 257L141 254L138 255V256H136ZM192 257H191V258H192ZM50 258H51V257H50ZM65 258H63V259H65ZM81 258H82V257H81ZM11 259H12V258H11ZM22 259H23V257H22ZM32 259H33V258H32ZM61 259H62V258H61ZM61 259H60L61 264H63V261H62ZM83 259H84V258H83ZM145 259H146V257H145ZM4 260H5V259H4ZM35 260H36V259H35ZM51 260L53 261L52 258H51ZM51 260H50L49 262H51ZM78 260H79V259H78ZM142 260H143V259H142ZM146 260H147V259H146ZM172 260L174 261L175 259H172ZM172 260H171V261H172ZM178 260H179V259H178ZM178 260L175 261V262H178ZM189 260H190V259H189ZM189 260H188V261H189ZM257 260H261V261H259V262H261V263H258V262L256 263ZM8 261H10V259H9ZM27 261H28V258H27ZM37 261L40 262L39 259H38ZM37 261H36V263H37ZM60 261H59V262H60ZM148 261H149V260H148ZM154 261H155V260H154ZM154 261H153L152 264H154ZM173 261H172V264L175 263V262H173ZM77 262H78V261H77ZM84 262H85V261H84ZM86 262H88V261H86ZM99 262H100V261H99ZM121 262H122V260H121ZM161 262H165V261H162V260H161ZM161 262L159 261V263H161ZM0 263H1V261H0ZM5 263H6V261H5ZM32 263H33V262H32ZM41 263H42V262H41ZM51 263H52V262H51ZM94 263H95V262H94ZM185 263H187V261H186ZM190 263L188 262V264H190ZM33 264H34V263H33ZM38 264H39V263H38ZM48 264H49V263H48ZM82 264H83V262H82ZM98 264H99V263H98ZM156 264H157V263H156ZM161 264H162V263H161ZM163 264H164V263H163ZM176 264H177V263H176Z\"/></svg>",
  "mask_w": 264,
  "mask_h": 264
},
{
  "label": "crops",
  "instance_id": "3",
  "mask_svg": "<svg viewBox=\"0 0 264 264\" xmlns=\"http://www.w3.org/2000/svg\"><path fill=\"white\" fill-rule=\"evenodd\" d=\"M33 1H32V4H33L32 6L35 5V2H33ZM94 1L95 0H72V1H68L67 3H64L65 6H67L69 9H71V11H69V13L71 15L69 14L68 17L71 18L73 15L76 14L75 17L73 16L74 18L72 17L71 19L65 15H63V17H62V15H58L55 12H53V11H55L56 8H53L52 10L49 9L48 11H50V13H48L46 15L34 14L33 18L30 21L41 22L42 25L40 28L36 27V29L33 31V33L27 38L28 49H27L26 58H25V61L27 62L26 63L27 65H25V69H27V72L25 73V75L27 74L28 76H30V75H33V73L41 72V70H48L51 67L52 61L60 60L61 58L63 59V57H65V56L73 58L74 61H77L78 63H80V66H82L81 68H83V69L84 68H91V69H95V68L97 69L98 68L97 65H96V67H94V64L99 63L98 57H97V55H98V52H97L98 47L97 46H98V40H99L101 35L98 36V35L94 34L95 32H93V36L88 35L93 30L94 31L97 30L98 32H100V28H99L100 24L98 22V15L99 14L97 15V13H99V9H98V5H97L96 1L95 2ZM84 2H86V3H84ZM17 4H20L19 0H0V6L11 5L13 7L14 5H17ZM21 4L29 6L31 3L22 2ZM62 4L58 7L61 8ZM85 4H87V5H85ZM50 5L51 4H49V3L48 4L47 3L42 4V6H46L47 8H49L48 6H50ZM89 5L91 6L92 10L90 9ZM79 7H81V9H79ZM93 9L98 10V11H96L97 13L93 12ZM88 12L90 14H92L91 16H94V17L92 18ZM6 13L7 12H4L2 9H0V14H2L0 16L1 17H7V19H9V21L12 22V20L9 18V15H12V13L4 15ZM79 14H81V15H79ZM82 15L83 16L85 15L86 17L84 16L85 18L84 17L82 18ZM15 17H19V15L15 16ZM64 18H66V20L68 22H66L64 20ZM76 18H77V20L80 19L81 21H75ZM14 20H19V19H14ZM97 22H98V24H97ZM84 23H85V26H84ZM86 23L88 25H86ZM95 25H98L99 27L97 26L96 28H94ZM92 26H93V28H92ZM65 27H67V29L69 27L70 29H68V31H67ZM22 31L26 32V33L29 32L25 29H23ZM69 31H70V33H69ZM97 31H96V33L98 34ZM85 34L88 35V37H89L88 41L91 39L90 40L91 42L87 41V39L85 37L87 35H85ZM82 35H84V36H82ZM77 36H78V38H77ZM13 37H14V39L21 38L19 35H17V36L13 35ZM80 37H81V39H80ZM94 37H96V38H94ZM93 39H95V40L92 41ZM85 42L90 43V45L92 47L90 48L89 44H85ZM52 43H54V44H52ZM61 44L67 45V47H68L67 51L68 52L61 53L59 51ZM75 46H81L82 48H81V51L77 55H72V53L70 52V47H75ZM93 46L96 48H94ZM54 51L59 52V53H56ZM54 54H56V55H54ZM47 56H49L48 59L45 58ZM59 56H61V57H59ZM49 58H50V60H49ZM90 63H91V65H89ZM0 79H2V78H0ZM72 92H74V91H71V93ZM3 132L4 131L2 130V128H0V139H1V134ZM2 165L3 164H2V159H1L0 160V168H1L0 173H1V175H2ZM1 175H0V181H2Z\"/></svg>",
  "mask_w": 264,
  "mask_h": 264
}]
</instances>
